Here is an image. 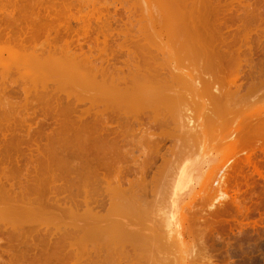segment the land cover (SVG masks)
Listing matches in <instances>:
<instances>
[{
	"label": "rangeland",
	"instance_id": "obj_1",
	"mask_svg": "<svg viewBox=\"0 0 264 264\" xmlns=\"http://www.w3.org/2000/svg\"><path fill=\"white\" fill-rule=\"evenodd\" d=\"M3 1V0H2ZM7 1V0H6ZM21 1V3H22V0H20ZM24 1V0H23ZM34 1V0H33ZM46 1V0H45ZM43 2V1H40L39 0V2L38 1H36V2H38V3H45V4H47L46 2ZM52 2H54L55 0H51ZM51 1H49V0H47V2H51ZM56 1H58V0H56ZM67 1V0H66ZM69 1H71V0H69ZM68 1V2H69ZM74 1V2H73ZM86 1H87V4H86ZM89 1H91V4H93V6L90 4V2ZM92 1H93V3H92ZM104 0H97L96 2H95V0H82V1H80L81 3H78L79 2V0H72L71 2H73L72 4H75V5H77V6H79V5H81V4H85V5H82V6H79V9H82L81 11L83 12L84 11V9H85V11H86V9H88L85 13L83 12L82 13V15L83 14H85L84 15V18H87V17H89V16H96V15H98V12L99 13H102V18H105V15L104 14H106V17H111L112 15H114V17H117V19H119L118 21L115 19V20H113V22H112V27H116L118 24V22L119 21H123V19L122 18H124V19H126L127 21H123V22H120V23H122V24H120L119 26H122V27H119V26H117V28L116 29H118V27H119V29L120 28H122L123 30L125 29L126 30V28L127 29H133L132 31L130 30V32L131 33H133L132 34V36H133V40L132 39H130V37L132 38V36H131V33H128V34H130V35H128L129 37L127 38L126 37V35L124 34V36H123V34L121 35V34H119L118 33V35H116V31H114V34H113V36L115 35V40L113 41L112 39H113V37H111L110 38V41H109V43L112 45L113 44V46L114 47H116V49H117V47L119 46V47H121V45H120V42H121V44H124V42L125 41H129L128 43H126L125 42V44L124 45H127V46H130L129 48L133 51V49L136 51L137 49H142V51L144 50L143 49V47L141 46V44H140V42L142 43V44H144L143 43V41H145V38H144V36L146 37V39L149 37V40L146 42V44H144L143 46H144V48H145V50L147 49V52H145V53H151L150 51V49L152 48L153 50H158V48L160 47V44H161V49H159L158 50V53H155V57L157 58V60H154V59H156L155 57L153 58V57H150V58H152V60H154V63H155V61H156V63H160L159 64V66L161 65V64H163V67H161L163 70H161V69H159V71H157V70H155V69H157V67H159V66H157V65H154V66H152L151 65V63L153 64V62L151 61V60H149V62L151 61V63H150V65L151 66H148L147 65V63H146V59H144L145 60V63H144V60L142 59L144 56L143 55H138L139 54V52H140V54H141V52L142 51H138V53H137V55L139 56H136V57H138L139 59H141L140 61H142L144 64H146L148 67L147 68H149V70H147L146 68V72H149V71H151L150 70V67L151 68H153V72L155 71V73H156V75H157V72H159L160 74H161V72L162 71H164L163 73V75L161 76H159V74H158V76H156L155 75V73H154V76H156V77H158V79H159V81H161L160 83H158V80H156L155 82H154V79H153V77L151 76V73L149 72V74H148V78L150 79V77H152L151 79H150V84H152V83H154V84H156V85H154V84H152V85H154V86H157L158 87V85H159V87H163V90L164 91H168L167 89L168 88H171V90L170 91H172V92H169V95H170V93H172V96L170 95V97L169 98H167V97H164V95H163V98L164 99H166L167 98V100L169 99V101L168 102H172V100H174L175 102L173 103V105H172V107H171V105H169L168 103H167V105H169L168 107H166V109H165V107H163V106H161L162 107V109L161 110H163V111H161L160 110V108H158V105H159V103L161 102V101H164L165 102V100L164 99H161L162 98V96H159L158 98H157V100H161L160 102H157V100H156V102L158 103L157 104V109H159L160 111V113H161V116H159V119H157L158 118V116H157V118H154V119H152V118H150V116H148L149 118H147V115H146V117H145V112L146 111H144V110H146V109H144V107H146V106H144L143 104V106L144 107H142L144 110H142V111H144L143 113L144 114H142V111H141V113H140V115H142L141 117H139V118H142V119H140V120H138L139 118H137V119H134V118H132V117H130V119H128L129 120V123H127V122H125L124 124H126L125 126H127V124H128V127L126 128V127H124L123 126V128L125 129V132L126 133H128V134H126V135H128V138L126 137V135L124 134V142H125V144H123L122 145V147H121V149H125V147L127 148V146H128V148L125 150L126 152H123L124 150H122V152H121V154H122V158H121V160L122 161H120V159H119V161H117V163L119 162V164H117V163H114L113 164V170H108L109 172L108 173H112V174H110L111 176L113 175V172H114V174L116 173V171L114 170V168L116 167V165H117V167L118 168H120V169H118V171L119 172H117V174L119 173L120 174V176L121 177H123V183H122V186H123V192H125V193H123V194H121V193H119V194H121L120 196H121V199L119 198L120 196H119V194H118V196H116L115 195V198L116 197H118L117 198V204L116 205H114L115 206V208H114V210L112 211L111 210V205L113 204V203H115L114 201H113V203H111L112 202V200L109 202V205L111 206V207H107V206H109L108 205V201H109V198H108V201H106L105 202V206L106 207H101V209H103V210H98L99 209V207H96V208H94L93 210L95 211V213H96V211H98L99 213V216H102L101 218H104V219H99L98 221L99 222H96L97 223V225H96V223H95V225L96 226H101V225H103V223H107L108 222V220H109V222H110V220L111 219H113V218H116V219H119L117 222H120V224L123 226V225H125V219H126V225L125 226H123V227H119V228H122V230L123 229H125V228H127V226H128V224L131 222V221H133V222H131L130 224H133L132 226L134 227V229H135V227L137 226V228L135 229V230H137V231H139L140 233L138 234L137 232H136V234H135V237H133V239H132V241H130L129 242V244H128V246H126L127 247V250H126V252L125 253H127L126 255H125V253L123 254V256L121 255L120 256V259H119V261H121V263L123 264V262L125 261V263H127V264H130L131 262L130 261H133L134 260V257L133 256H135L136 255V253L135 252H137V251H135V252H132V251H134V250H136V249H138L139 247H137L136 248V245L135 244H132V243H136L138 240H140V238H144L145 239V237H146V241H147V243H148V238L150 239V237L152 236V239H151V241H152V245L154 244L153 243V241L155 240V239H160L161 237H162V239H160V241H157L156 240V242H163L165 239L164 238H166L165 236L167 235H165V232L167 231L168 232V236H167V238H168V245H166V246H164L163 247V245L164 244H167V242H166V240L164 241V243H163V245H161V243H155V245H160L159 246V251L160 250H162V251H160V253H159V251L158 250H155L153 247L154 246H152V245H150V247H152L151 249H152V251L151 250H149V251H151L150 253H151V256H154V258L155 259H153L151 256V260L153 259V261L155 260V262L157 261V259H158V257H159V259L161 258V256H165L166 257V259L165 258H162V260L163 259H165V260H163V261H167L166 262V264H200V263H202V264H209L208 262L210 261V264H264V133H263V137L261 138H259V136L261 135H259V133H258V131H263L264 130V125H262L260 122L262 121L263 123H264V121L263 120H259V119H264V96H263V93H264V78H263V76H264V60L263 61H261L262 59H264V38H261V37H264V35H262V34H259V35H262L261 37L259 36V35H257L258 37H260V38H256L257 36H255L256 34L255 33H253L252 35H253V37H251L250 38V41L249 42H251V44H252V49H253V56H252V54H251V52H249L250 51V48L248 47V45L249 46H251V44L245 39V38H243L242 36H241V38H242V40L243 39H245L244 40V43H248V45L246 46V44H243V41L242 42H239L240 41V39L238 40V38H236L235 40H234V38L235 37H233V35H234V33H237V34H235L234 36H236L237 37V35L239 36V34H238V32H240V35H242L243 33V31L241 32V30L240 31H238L239 29H243V26H244V24L243 23H240L241 22V20H242V18H243V16H244V10H243V8H242V11H243V14H242V11H241V13H239L240 11L239 10H237L236 12H235V10L236 9H239V8H241L242 7V4H241V1L239 2L238 0L237 1H235L234 2V5L238 2V4H236V6L238 7L240 4V7L239 8H234V7H236V6H230L229 5V8L231 7V10H229V11H227V12H229V14L231 15V16H234V15H238L239 16V14H240V16H242V18L241 19H239V20H235V21H237V23L239 24H237V23H235V21H227V23H226V26H227V24H230V25H228L226 28L228 29H231V30H229V31H227L226 33L225 32H222V34H221V32H219V33H217V31L216 30H219L220 31V29H221V27H222V29L225 31V25H220V27H219V23L217 24L218 25V27L216 26V30L214 29V27H215V24L213 23V22H215V20L217 19L216 17L218 16V15H215V13L213 14V11H215L216 12V9L214 10L213 8H216V7H218V6H214V5H218V2L216 3V1H218V0H208L209 1V4L207 5V12H205V11H203L204 13V16H205V18L208 20L207 22H209L208 24H206V25H203L206 29L207 28H209V32H210V28H213V29H211V31L213 32H210V33H208V35L210 34L212 37H210V36H208V39H207V41H210V42H212V45H211V43H207L206 41H204V42H206L207 43V48H209V44H210V46H211V51L213 50V52L215 51V49H217L216 51H215V54L213 53V55H215V61L217 60V59H220V60H218L217 62H219L220 61V63L219 64H222L223 65V67L221 68L220 67V65L218 64V66H216V63L214 62V60H213V58H211V60H212V62H213V64H209V63H211V62H207V59L209 60V57L210 56H212V53H210L211 51H210V48H209V52H208V49L206 50L205 48V46H202L201 44H200V42H196L197 43V46H201V47H205V48H200L201 50H202V52L200 51V50H195L196 48L197 49H199L196 45H195V47L196 48H194V42L190 39V34L192 33H190V34H188L187 36H185V39H187L186 40V42L183 44V46H182V43L185 41V39H183V34L184 33H186V32H183V31H185L184 29L182 30V27L185 25V29H187L188 30V28L190 27V26H192V22L189 20V18L187 19V21H189L190 23H191V25L188 27V28H186V26L188 25L187 23H186V19L184 20L185 22H182L181 20H179V21H176V19L178 20V17L177 18H175L173 15H171V17L170 18H172L171 20H172V22H176V24L178 25V27H179V24H183V26H181V29L180 30H177V31H179V34L181 33V32H183V34L181 35H179V37H177L178 39H182V40H179L180 41V45H178L179 46V50L180 51H184V52H187V49H186V46H188L189 48H190V46H192V42H193V47H191L192 49L194 48V50L192 51V54H193V52L195 53L196 51V55L197 54H199V51L201 52V53H203V54H205L206 52H204V51H207V53H208V55H209V53L211 54L210 56H208L207 55V53H206V55H204V58L201 60V58H200V56H201V54H199V55H197V57L193 54V55H191L190 53V59H192V60H194L193 62H191L192 60H188V62H187V60L185 61L184 60V58H182V62L183 61H185V63L187 64H185L184 62V65H185V67L183 66H181L182 65V63L180 64L179 63V60H178V56L176 57L175 55H177V52H176V54L174 53V49H173V46L174 45H172V44H170L169 42H172L171 41V39L172 40H175V38H176V34L174 35V39H173V34H174V32H172V30H174L175 31V27H174V23L172 24V23H170L169 25H167L166 27L164 26L165 25V23L163 24V26L165 27V28H162V26H161V28H160V25H158L157 24V22L159 21V19L161 18H158L159 16H161V15H163L162 17H165V16H167V15H164L162 12L161 13H159L158 14V9L157 8H155L156 6H155V2L153 3V2H151V0H140V1H138V0H109V1H104ZM113 1V2H112ZM132 1V2H131ZM153 1V0H152ZM154 1H156V2H158V0H154ZM160 1V0H159ZM164 1H168V0H164ZM164 1L162 0V3L164 4ZM180 2H181V0H179ZM186 0H184V3L186 4V2H188L187 4H189V1L187 0L186 2H185ZM220 1H224V3H222L221 2V4H225V0H219V3H220ZM227 1V0H226ZM231 1V0H230ZM245 1V2H244ZM250 2L249 3H253V4H256L257 5V3H258V5L257 6H259V7H261V5L263 4V6L261 7V8H259V7H257V9L259 8V10L261 11V9H262V14L259 12V11H256V9H253V11H255V14H253L254 12L253 11H251L252 12V16H250V11H249V7H246L247 6V4L246 3H248V0H243L242 2H243V7L244 8H248V10L247 9H245V11L247 10V13H249L248 15L251 17V19L250 18H248L249 20L247 21L246 19L247 18H245V20H242V21H245L246 22V24L248 23H254V25H256V26H254L256 29H261V31L259 30L258 32H260V33H264V31L262 32V30L264 29V1L263 0H260V1H262L261 2V4L259 3V2H257L256 3V1H254V0H249ZM4 2V1H3ZM51 2V3H52ZM58 2H62V0L60 1H58ZM76 2V3H75ZM98 2H99V4H98ZM107 4H106V3ZM110 2V3H109ZM115 2V3H114ZM122 2H124L123 4H122ZM212 3V5H210L211 3ZM214 2V3H213ZM24 3H30V1L29 0H26V1H24ZM31 3H32V0H31ZM102 3V4H101ZM104 3V4H103ZM112 3H113V5H112ZM128 3V4H127ZM137 3V4H136ZM159 3H161V2H158V4H157V6L159 5ZM227 3H229V1H227ZM240 3V4H239ZM248 3V4H249ZM49 4V3H48ZM72 4H71V7H74V5L72 6ZM111 4V5H110ZM115 4V5H114ZM126 4H127V6H126ZM136 4V6H134ZM154 4V5H153ZM163 4H161V5H163ZM167 4V3H166ZM165 4V5H166ZM182 4H183V2H182ZM244 4H246V6L244 5ZM260 4V5H259ZM99 5H100V7H99ZM101 5H104V6H101ZM107 5H109V7H105V6H107ZM133 5V6H132ZM77 6H75L74 8H72L73 10H72V13H74V12H77V15L79 16V14H78V11L76 10V9H78L77 8ZM83 6H85V7H83ZM90 8H88V7ZM94 6H97V8L96 7H94ZM125 6V7H124ZM130 6V7H129ZM220 6V5H219ZM253 6V5H252ZM255 6V5H254ZM99 7V8H98ZM133 7H134V9H133ZM136 7V8H135ZM153 7V8H152ZM183 7V6H182ZM212 7V8H211ZM228 7V5L226 6V4H225V8H227ZM92 8V9H91ZM103 8V9H102ZM159 8V7H158ZM163 8H164V6H162V9L161 10H163ZM220 8V7H219ZM234 10H233V9ZM255 8H256V6H255ZM95 9V10H94ZM98 9V10H97ZM100 9H101V11H100ZM107 11H106V10ZM156 9V10H155ZM160 9V8H159ZM165 9V8H164ZM187 9V8H186ZM218 9V8H217ZM228 9V8H227ZM92 10V11H91ZM94 10V11H93ZM105 10V11H104ZM126 10V11H125ZM131 10H133V15H131L130 13H131V11L129 12V11ZM182 10H183V8H182ZM185 10V9H184ZM183 10V13L185 12V13H187V11L185 10L184 11ZM209 10H212V12L211 11H209ZM225 10V9H224ZM41 11H43V13H44V10L42 9ZM81 11H80V13H81ZM95 11L97 12L96 14H95ZM221 10L219 9V11H217V13H219ZM230 11H234V12H231L230 13ZM249 11V12H248ZM89 12H90V14H89ZM93 12V13H92ZM135 12V13H134ZM143 12H144V14H143ZM160 12V11H159ZM212 13V14H210V13ZM238 12V14H236ZM257 12H258V15H259V13H260V16H262L263 17V21H260L259 22V20H261L260 18V16H259V19L258 18H256L257 17ZM42 13V14H43ZM89 15H88V14ZM110 13V14H109ZM127 13V14H126ZM223 13H225V12H223ZM234 13V14H233ZM41 14V15H42ZM142 14V15H141ZM158 14V17L156 16V20H157V18H158V21L156 22H154V19L153 18H155L154 16L155 15H157ZM209 14H210V17L208 18V16H209ZM221 14H222V11L220 12V16H221ZM229 14H226V15H224V14H222V16H221V19H223V18H225V21H226V18L227 17H230V15ZM74 15H76V13L74 14ZM76 15V16H77ZM116 15V16H115ZM125 15H126V17H125ZM129 15V16H128ZM185 15V14H184ZM187 15V14H186ZM227 15H229V16H227ZM245 15H246V12H245ZM254 15V16H253ZM122 16V18H120ZM134 16V17H133ZM182 16V15H181ZM213 16H215V17H213ZM224 16H227V17H224ZM248 16V17H249ZM113 17V16H112ZM130 17V18H129ZM169 17V16H168ZM183 17V16H182ZM223 17V18H222ZM127 18H129V20L127 19ZM141 18H142V20H141ZM175 18V19H174ZM179 18H180V14H179ZM184 18H185V16H184ZM183 18V19H184ZM212 18V23H211V21H210V19ZM213 18H215V20L213 19ZM243 18V19H244ZM252 18H255L256 19V21L258 20V23L260 24H258V26L260 27V28H257L258 26H257V22L255 21V19H254V21H252L253 19ZM70 19H71V17H70ZM163 19H165L166 20V17L165 18H161L160 20L162 21H159V22H161V24L163 23ZM168 19V18H167ZM174 19V20H173ZM182 19V20H183ZM131 20H133L134 21V23L136 24H133V21H131ZM139 20H140V23H141V21L143 22L144 20V23H145V25L146 26H152V28L149 26V27H146V28H148V30H149V32L151 31H153L152 33H154V30L155 29H157V30H155V33H158V34H154V36H157V35H161L162 36V38H161V40H160V38L157 36L156 37V40L158 39L159 40V42H158V40L156 41V44H155V41L153 40V39H151L152 38V34L151 33H149V32H147V34L149 33V35H147L146 33V35H144V34H142V33H140V32H137L139 29H140V25H138L139 24ZM150 20V21H149ZM170 20V21H171ZM214 20V21H213ZM218 20V19H217ZM216 20V21H217ZM251 20V21H250ZM49 22H50V20H48ZM70 22H71V26H73V29L72 30H74V32L72 33V35L71 36H73V34H75L76 33V31H75V29H77L78 28V25H79V27H80V24H81V22H80V24L78 23L77 24V22H75V21H71V20H69ZM115 21H116V23H115ZM147 21H148V24H146L147 23ZM167 22H168V20H166ZM181 21V22H180ZM223 21H224V19H223ZM238 21H240V22H238ZM45 22V21H44ZM43 21H41V23H44ZM54 23L55 24V22H56V20H55V22L54 21H51V23ZM129 22H130V24H129ZM138 22V23H137ZM153 22V23H152ZM166 22V23H167ZM180 22V23H179ZM218 22V21H217ZM229 22V23H228ZM244 22V23H245ZM57 23V22H56ZM150 23V24H149ZM179 23V24H178ZM187 25H186V24ZM216 23V22H215ZM224 23V22H223ZM224 23V24H225ZM232 23V24H231ZM234 23H235V26H233L234 25ZM249 24L250 26L252 25V24ZM46 24H47V22H46ZM49 24V23H48ZM77 26H76V25ZM95 24V23H94ZM115 24H117V25H115ZM126 24V26L127 27H125L124 28V25ZM128 24V25H127ZM154 24V25H153ZM160 24V23H159ZM210 24V25H209ZM240 24L242 25V28H241V26H240ZM247 24V25H248ZM56 25L57 24H55V27H56ZM115 25V26H114ZM133 27H132V26ZM142 26H141V28L142 29H145L144 27H143V23L141 24ZM173 25V26H172ZM177 25H175V26H177ZM194 25V24H193ZM211 25H214V27H210ZM231 26H232V28H231ZM250 26H248V27H250ZM52 27H54L53 25H52ZM138 27H139V29H138ZM155 27V28H154ZM193 27V26H192ZM191 27V28H192ZM198 29H199V31L200 30H202V31H200V33L202 32V35H204L203 33L205 32V30H204V28L203 27H201V26H196ZM200 27V28H199ZM236 27H239V29L238 28H236ZM252 27H253V25H252ZM113 28V29H114ZM153 28H154V30H153ZM180 28V27H179ZM184 28V27H183ZM218 28V29H217ZM69 29H70V26H69ZM138 29V30H137ZM142 29H140L139 31H142ZM178 29V28H177ZM190 29V28H189ZM197 29V30H198ZM221 29V30H222ZM226 29V30H227ZM238 29V30H237ZM71 30V29H70ZM167 30V32H169L168 30H170L171 32H170V34H171V39H170V41H168V38H165V36H166V33L167 32H164V31H166ZM191 30H193V29H191ZM191 30H189V31H191ZM206 30V31H207ZM234 30V32H233V35H232V40L233 41H236L235 43H234V45H232V47L233 46H239V48H237V47H233L234 48V51L236 50V48H237V50L238 49H240V50H238L237 51V55H238V57L240 56V59L241 58H243L244 56L243 55H245V53H246V55H245V57L248 55V57H246V58H248V61L245 59V58H243V59H241L242 60V62H243V60L244 61H247V62H243V64L241 63V66L242 67H240L239 65H237L238 64V62H237V60L239 61V59H236V56H235V61H234V58H233V55H234V53H232L231 51V56H232V59H231V57H229V55L227 54V51H225L227 48H228V46H227V44L228 45H230V44H233L232 42L230 43V42H228V41H231L230 39V36H231V32L230 31H233ZM78 31V30H77ZM122 31V30H121ZM120 31V32H121ZM147 31V30H146ZM145 31V32H146ZM161 31V32H160ZM189 31L187 32V33H189ZM207 31V32H208ZM71 32V31H70ZM94 32V31H93ZM129 32V31H128ZM143 33H144V30L142 31ZM193 32H194V30H193ZM230 32V33H229ZM68 33H69V31H68ZM123 33V32H122ZM124 33H126L125 31H124ZM70 34V33H69ZM95 34H96V32L93 34L94 36H95ZM140 34V35H139ZM150 34H151V36H150ZM167 34H169V33H167ZM218 34H219V36H218ZM220 34H221V36L223 35V37H222V39H224L225 37V35H226V37H227V39H226V42L224 41V40H222V42H221V44H223V41L225 42V43H227V44H224V47L226 48H224L223 47V45H221V46H219V44L218 43H220V41H221V39H220ZM230 34V36H228V35ZM120 35V36H119ZM136 35V36H135ZM141 35H142V37H141ZM144 35V36H143ZM76 36V35H75ZM160 36V37H161ZM177 36H178V34H177ZM44 37V36H43ZM119 37V38H118ZM123 37H125V38H123ZM138 37V39H136ZM166 37H168V35L166 36ZM187 37V38H186ZM203 37V36H202ZM213 37H216V38H213ZM217 37H219L218 39H217ZM41 38H42V36L40 37V38H38V39H36V41H34V42H36V44L38 45V42H42L41 41ZM45 38V37H44ZM102 38V36H100V39ZM124 41H122L121 39ZM143 38H144V40H143ZM167 41V42H165V40ZM177 38H176V40H177ZM212 38V39H211ZM230 38V39H229ZM239 38H240V36H239ZM125 39V40H124ZM163 39V40H162ZM200 39V38H199ZM251 39L254 41H251ZM260 41L259 43L257 42L258 40ZM82 42H84L85 40H83V38H81L80 39ZM89 40V42H90V40L91 39H86V42ZM112 40V41H111ZM138 41V43H136L135 41ZM152 40V41H151ZM176 40L174 41V42H176ZM188 40H189V42H188ZM192 42H191V41ZM200 40H203V38L202 39H200ZM199 40V41H200ZM211 40H218L217 41V44H216V41H215V46L213 45V41H211ZM237 40H238V42H237ZM256 40V41H255ZM262 40V41H261ZM4 40H2V42H3ZM115 41H117V42H115ZM131 41H133V42H135L136 43V45H140L141 46V48L139 47V45L137 46V48H135V44L133 43V42H131ZM179 41H178V43H179ZM2 42H1V40H0V56H1V54H2V58H4V60H2V58L0 57V61H2V62H0V75L3 73V69L5 70V71H7V70H14L16 67V69L14 70L15 71V73H14V71L12 70V71H10V73L9 72H7L6 73V75H7V77H6V75L3 73V76L5 75V77H6V79H4L5 81H6V84H5V86H7V85H10L12 82H16L17 80V84H16V86H14L15 84H11V86L8 88V91H5L4 92V94H6V93H8L7 95H3L2 94V100L3 99H5L4 97H7V102H8V104H9V102L10 103H12L13 101H14V104H15V106L17 107V110H18V108H20L19 109V114L20 115H22L23 113H25L26 111H27V113H29V114H31V115H33L34 114V112L36 113V116H37V114H38V118L36 119L35 117V114L32 116L33 118H35V119H33L30 115L28 116V117H25V116H27L26 115V113H25V119H24V117H22V119H24V120H26L27 118V120L26 121H23V120H21V117H20V115L19 114H17V115H19V118H20V120H19V118L17 117V116H15L16 114H15V106H14V104H12L13 105V107L12 108H14L13 110L10 108L11 106V104L10 105H8L7 104V102H4L5 103V105L8 107V109H9V111H8V109H6V112L8 111V113H12L11 112V110L14 112V114L12 113L11 115H13V116H15L14 117V120H16V119H18V120H16V121H13L12 123H11V126H12V124L15 126V127H17L18 125V123L17 122H20V121H22V123L24 122V125H23V129L26 131V129L25 128H29V127H31V129H33V130H35V133H36V131H40L39 130V127H40V129H41V131L42 130H44V132L42 133V132H40V133H42V134H39L38 132H37V134H33L32 135V131H31V129H29L30 131H31V134H30V136H29V138H31V136L32 137H34L35 135H37L38 136V134L39 135H43V137L44 136H47V134L45 133V132H48L49 133V131H50V133H51V130H52V135H53V132L54 131H56L57 129H56V127H55V119L57 120V119H59V117L58 118H56L58 115L60 116V113H66V111L68 112V110H69V113L67 114L69 117H70V119H69V117L68 116H65L66 118L68 117V119L69 120H71L72 118H75L74 116L75 115H73V110H74V107H72L73 105H74V95L75 94H72L71 93V97H69L70 99H71V101H70V99H69V101H68V99L66 100V97L65 96H67V98H68V95H66V93L64 94L63 93V91H60V90H58L59 92H61L60 94H58L59 92L56 90V91H54V93L56 94H54L53 93V91L51 90V89H53V86H52V82L51 81H49L50 83L48 84V92L46 91L47 90V88L45 89V87H43L42 88V85L40 86V85H38L37 83H39V84H41L39 81L40 80H38V82L36 83L38 86H40V87H38L37 85V87L39 88H34L33 86L34 85H32V83H31V81H29L27 78L30 76L29 75V73H28V69L29 68H27V70H26V68H24L25 67V65H24V67L23 68H19V64L21 63V65H22V62H23V64L25 63V64H30V63H28L27 61L29 60V58H28V56H30L29 55V50L31 49V47L32 46H35V45H33L34 44V42H32V43H30V44H27V45H25V46H28V48H27V52H29V53H26V51L24 52V53H21L22 51H24V50H26V49H24L23 48V46H19L20 47V49L21 50H19L20 51V53L19 54H22L23 56H25L24 54H28V56H25L24 58H28V60H26V61H23V60H25V59H21L20 61H18V56L19 55H17V53L14 51V53L11 55L10 53V50L8 51L7 49L8 48H10V47H8L7 49H6V47L8 46V45H11V43L10 44H5L4 42H3V44H2ZM44 42V43H43ZM43 42H42V44L43 45H39L40 47H38V48H40L41 50H43V51H45V50H47L48 49V46L47 45H49V44H47L46 45V43H45V41L43 40ZM89 42H87V43H89ZM113 42H115V45H114V43ZM119 42V45L117 44ZM157 42H158V45H157ZM191 42V43H190ZM55 43V42H54ZM56 43H58V44H60V45H58V44H56V45H54V46H56L57 48H59V50L58 49H54V48H56V47H54V46H51V47H54V48H51V50L52 49H54L55 50V52H53L54 54L56 53V54H58L56 57L58 58V62L59 61H61V62H63V57L64 56H62L61 54V52H60V47L59 46H61V41H58V42H56ZM130 43H132V45L134 46V47H132V45L130 44ZM147 43H150V46H149V44H147ZM164 43V44H163ZM177 43V42H176ZM186 43H190L189 45H186L185 46V44ZM195 43V44H196ZM237 43H239V44H237ZM240 43L242 44V46H244L246 49H247V51H246V49L244 48V50H243V47L242 46H240ZM41 44V43H40ZM45 44V45H44ZM53 43H51L50 45H52ZM174 44V43H173ZM200 44V45H199ZM202 44H203V41H202ZM205 44V43H204ZM236 44V45H235ZM254 44V45H253ZM262 44V45H261ZM5 45H7V46H5ZM14 44H12V46H13ZM32 45V46H31ZM50 45H49V47H50ZM147 45V46H146ZM157 45V49H156V46ZM172 45V46H171ZM11 46V47H12ZM42 46H43V48H42ZM149 46V47H148ZM152 46V47H151ZM185 46V47H184ZM263 46V47H262ZM19 48L17 45L15 46L14 45V47L13 48ZM22 47V48H21ZM30 47V48H29ZM86 49H87V46H86V44H85V46H84ZM113 47V50L115 49ZM148 47V48H147ZM151 47V48H150ZM166 49H165V48ZM175 47H176V45H175ZM187 47V48H188ZM217 47H221V48H217ZM231 46H229V48H230ZM231 47V48H232ZM259 48V47H261V48H259V50H257V48ZM26 48V47H25ZM133 48V49H132ZM150 48V49H149ZM222 48H224V50L222 51L221 49ZM228 48V49H229ZM249 48V49H248ZM256 48V49H255ZM11 49V48H10ZM24 49V50H23ZM35 49H37L36 48V46H35ZM39 49V50H40ZM45 49V50H44ZM114 50V52L115 53H117L118 54V52H117V50ZM120 48H118V51L119 52H121V53H119V55H117V56H119L118 57V62H116L117 64H120L121 63V61H123V60H125V58H127V57H125L124 55H125V53L127 52L128 54H129V52L128 51H126L127 49L126 48H122V51L121 50H119ZM125 49V50H124ZM162 49H165V51L164 50H162ZM177 49V50H178ZM15 50H17L18 51V49H15ZM32 50H34V47L32 48ZM38 50V49H37ZM168 50V51H167ZM204 50V51H203ZM218 50L220 51V52H218ZM230 50V49H229ZM229 50H228V53H229ZM257 50V51H256ZM261 50H263V51H261ZM7 51L8 52H10V53H8L7 54ZM31 51V50H30ZM98 51V50H97ZM96 51V53H98ZM112 50H110V53H113L114 54V52H111ZM132 51L130 52V54L132 53ZM135 51H133V53H132V55H131V57H130V54H129V57H128V59H130L131 58V60L130 61H132V57L134 56L135 57V55H136V53H135V55H134V52ZM149 51V52H148ZM163 51V52H162ZM189 51V50H188ZM224 51H225V54H227V56L226 55H222V54H224ZM242 51V52H241ZM2 52V53H1ZM33 52V51H32ZM31 52V53H32ZM36 52H38V51H36ZM45 52H48V53H52V51H50V49H48V51H45ZM95 52V51H94ZM122 52H124V53H122ZM154 52L155 51H153V53H151V54H146L147 56H154ZM157 52V51H156ZM190 52V51H189ZM239 52V53H238ZM244 52V53H243ZM257 52H258V55H257ZM33 53H35V52H33ZM32 53V56L31 57H35V54H33ZM41 53V55H42V57H43V55H45L46 53H44V54H42V52L41 51H39L38 52V54H40ZM47 53V54H48ZM59 53H61V54H59ZM109 53V54H110ZM144 53V54H145ZM166 53H168L167 55H165ZM180 53V52H179ZM178 53V54H179ZM216 53H217V55H218V57L216 56ZM219 53H222V54H220V56H219ZM236 53V52H235ZM15 54H16V56H15ZM46 54V55H47ZM54 54H51L50 55V58L52 59V58H54L55 57V55ZM93 54H95V53H93ZM99 54V53H98ZM122 54V55H121ZM124 54V55H123ZM170 54H171V56H170ZM181 54V53H180ZM179 54V55H180ZM183 54V53H182ZM233 54V55H232ZM240 54V55H239ZM9 56L10 55V59H11V57H12V59L11 60H14L15 59V62H18V63H15L16 65H14V64H12V62H11V64H10V60L9 61H5V59L7 60L8 58H7V56ZM21 55V56H22ZM40 55V56H41ZM49 55V54H48ZM48 55H47V59H48ZM54 55V57H51V56H53ZM96 55V54H95ZM159 55H161L162 56V61L163 62H158L160 59L159 58H161V56H159ZM172 55H173V57H172ZM236 55V54H235ZM242 55V56H241ZM256 55V56H255ZM4 56H6V57H4ZM38 56V55H37ZM126 56H127V54H126ZM141 56H143L142 58H141ZM144 57V58H147V59H149L148 57ZM165 56V57H164ZM166 56L168 57L169 56V58L171 57V58H175L174 60H176V58H177V60L175 61V63L176 62H178L177 64L180 66H174V65H176L175 63H174V60H171V59H169V63H167V58H166ZM181 56H183V55H181ZM225 56V57H224ZM260 56V57H259ZM20 57V56H19ZM42 57H41V59H42ZM98 57H100V55L98 56ZM103 57V56H102ZM121 57V58H120ZM134 57H133V59H134ZM165 59H164V58ZM186 57L187 56H185V59H186ZM201 57H203V55L201 56ZM206 57V58H205ZM216 57H217V59H216ZM258 57V58H257ZM22 58V57H21ZM36 58V60H37V58L38 57H35ZM46 58L44 59V60H46ZM63 58V59H62ZM95 58V57H94ZM93 57H92V60L94 59ZM124 58V59H123ZM224 58V59H223ZM226 58H228V59H226ZM262 58V59H261ZM32 59V58H31ZM40 59V58H39ZM38 59V60H39ZM56 59V58H55ZM96 60H94L95 62L97 61V58H95ZM101 59V58H100ZM99 58H98V61L100 60ZM128 59H126L127 60V62L129 63V65H132V63L133 62H137V63H140L139 61H136V60H134L133 62H129V60ZM136 59V58H135ZM138 59V60H139ZM221 59H223V62H221ZM230 59V60H229ZM257 59V60H256ZM260 59V60H259ZM53 60V59H52ZM121 60V61H120ZM226 60V62H224ZM234 61V63H236L237 62V64L235 65L234 63H233V61ZM250 60V61H249ZM34 62H35V59L33 60ZM98 61H97V64H99L100 65V62L98 63ZM148 61V60H147ZM161 61V60H160ZM195 61H199L200 62V66H198L199 64V62L197 63V62H195ZM228 61H232V63H233V65H232V63H231V66H239V67H237V68H239L240 70H239V72L238 71H236L237 69H236V67L234 68L235 69V74H232V73H234V69H233V67H231V66H229L230 68H228V65H230L229 63L230 62H228ZM254 61V62H253ZM261 63H260V62ZM20 62V63H19ZM29 62H31L30 60H29ZM48 62V61H47ZM46 62V63H47ZM171 62V63H170ZM173 62V63H172ZM250 62V63H249ZM257 62V63H256ZM2 63H5L4 65H2ZM32 63V62H31ZM37 63V62H36ZM41 63H45V61H41ZM94 63V62H93ZM134 63V64H135ZM155 63V64H156ZM189 63H193V64H190V65H193L192 67L189 65ZM194 63H196V65L194 64ZM215 63V64H214ZM228 63V64H227ZM244 63L246 64V66L244 65ZM253 63V64H252ZM256 63V64H255ZM7 64L9 65L10 64V66H7ZM38 64V63H37ZM40 64V63H39ZM124 64V63H123ZM142 64V63H141ZM141 64H139V65H141ZM144 64H143V66H144ZM169 64H170V66H171V68H172V65H173V68H174V70L175 69H177L175 72L178 74V75H180V73L181 72H183V73H181V75L182 76H184V77H186V79H191V78H193V79H197V80H200V81H202V78H204V80H203V82H200L201 83V86H202V88L204 89V88H211V86H212V84L213 85H215V86H217L218 85V82H220V84H222L220 87H221V89H222V95H220V98H219V100H218V102H217V105H215V106H218V107H216V108H213L214 107V105L213 104H216V101L217 100H215V103H214V100H213V106H212V108H211V105H209V107L211 108V109H208L209 107H207L208 106V104L206 105V103L205 102H207V101H204V102H202V99H205V98H200V96H199V98L198 99H200L201 100V105L199 106V102H200V100H198L197 99V97H198V95H197V92H193L194 93V95L196 96L195 97V99L193 100V98L191 97V94L193 95V93H192V91H190L191 92V94H189V89L187 88V87H182V88H184V90H187L188 91V94L186 93V91H184L185 93H183L182 92V90H181V87L179 88V89H177L176 87L178 86L177 85V75L175 76V72L174 71H172L171 72V70L169 69L170 68V66H169ZM225 64H227L226 66H225ZM250 64V65H249ZM260 64V65H259ZM18 65V66H17ZM31 66H29V67H32V64H30ZM120 65H122V64H120ZM120 65H117V66H120ZM146 65L144 66V67H146ZM208 65H211V66H216V67H213L214 68V70H212L211 69V67L210 68H208L209 66ZM262 65V66H261ZM11 66L12 67H14V68H11ZM23 66V65H22ZM35 66H38V65H35V63H34V67ZM123 66V65H122ZM155 66H157V67H155ZM162 66V65H161ZM196 66V67H195ZM205 66V67H204ZM252 66H253V68H252ZM3 69H2V68ZM38 67H40V66H38ZM42 67V66H41ZM40 67V69H42ZM44 67V66H43ZM126 66L124 65V71L122 72V71H120L121 73H119V77L121 76V74L122 73H127L126 74V76L128 75V76H130V75H133V73H131L130 74V72H131V70L134 68V65L131 67V66H129L130 68H131V70L129 69V71L128 70H126V69H128L129 67H127V68H125ZM141 67V66H140ZM181 67H182V69H181ZM194 67V68H193ZM202 67H204V68H202V72H200V74H199V71H201V68ZM206 67H207V69H211V74L209 73V72H206ZM225 67H226V69H225ZM11 68V69H10ZM18 68L20 69V71L18 70ZM143 68V67H142ZM190 70H189V69ZM196 68V69H195ZM200 70H199V69ZM216 68L218 69L217 71H215L216 70ZM221 68V69H220ZM231 68H232V71H231ZM243 70H242V69ZM251 68V69H250ZM256 68V69H255ZM262 68H263V70H262ZM21 69H25V70H21ZM179 69H181V70H179ZM203 69H204V71H203ZM219 69L221 70V71H219ZM223 69V70H222ZM250 69V71H248ZM192 70V71H191ZM226 70V71H225ZM228 70L230 71V72H228ZM245 70V71H244ZM254 72H253V71ZM257 70V71H256ZM17 71V72H16ZM126 71H128V72H126ZM181 71V72H180ZM198 73H197V72ZM210 71V70H209ZM214 71H215V73L217 72H219L218 74L216 73H214ZM243 71V72H242ZM250 72L252 75H253V73H254V77L256 78V82H257V80L258 81H261V80H263L262 82L263 83H259V82H255V88H253L254 87V82H251L253 79H254V81H255V78L249 73L248 74V72ZM260 71H262V72H260ZM20 72V73H19ZM23 72V74L25 75H29L27 78H25V76H23L21 73ZM27 72V73H26ZM152 72V71H151ZM152 72V73H153ZM174 72V73H173ZM221 72H222V74H221ZM240 73V74H238V73ZM255 72H256V76H255ZM257 72H258V75H257ZM13 75H15V76H13ZM129 73V74H128ZM231 73V74H230ZM17 74H20L21 76H22V78H20V79H23V80H28V81H25V82H27V84L29 85V86H31L32 87V89L30 90V93H28L27 94V96H25L24 94H23V91H24V86H23V84L25 83L24 81H22V80H20V79H16V78H19V75H17ZM116 74V73H115ZM170 74L173 76V78H174V80H176V84H174L175 83V81L174 82H170L171 81V77H170ZM196 74H197V76H196ZM221 74V75H220ZM259 74H260V76H259ZM8 75H11V76H8ZM206 77H205V76ZM211 75V77L209 78V76ZM244 75V76H243ZM252 77H251V76ZM2 76V77H3ZM20 76V77H21ZM116 76V75H115ZM123 76V75H122ZM196 76V77H195ZM201 76V77H200ZM207 76H208V78H207ZM221 76V77H220ZM226 76V79H228V84H227V81L225 80V77ZM257 76H259V77H257ZM2 77H0V78H2ZM13 77V78H12ZM24 77V78H23ZM236 77V78H235ZM246 77V78H245ZM250 77L252 78V80L250 79ZM16 80H15V79ZM217 78V79H216ZM219 78H220V80L222 81H218L217 82V80H219ZM222 78V79H221ZM263 78V79H262ZM8 79L9 80H11V81H8ZM14 79V80H13ZM29 79H30V77H29ZM66 79H68V78H66ZM65 79V80H66ZM71 79V78H70ZM144 79V78H143ZM148 79V80H149ZM170 79V81H168V82H166L167 80H169ZM216 79V80H215ZM249 79H250V81H249ZM259 79H261V80H259ZM69 80V79H68ZM73 80V79H72ZM141 80V79H140ZM139 80V81H140ZM147 80V79H146ZM146 80H144V81H146ZM152 80H153V82H152ZM206 80V81H205ZM207 80H208V82H207ZM209 80H211L210 82H211V84H210V82H209ZM223 80L225 81L224 83H223ZM234 80V85H233V81ZM1 81H2V79H1ZM4 81V82H5ZM74 81V80H73ZM73 81H71L69 84H67L66 82H61L62 83V85H63V83H65L66 85H68L69 86V88H71V90H73L74 91V93H77L79 90L78 89H74V82ZM142 82H140V84L142 83V86H144L145 84L147 85V83L146 82H148V81H146V82H144L143 80H141ZM178 81H180V79L178 78ZM204 81H205V83H204ZM242 81V84H240V82ZM3 82V81H2ZM2 82H0L1 84H0V88H1V85H2V88L4 89V88H7V87H5L4 85H3V83ZM8 82H11L10 84L8 83ZM21 82V83H20ZM29 82V83H28ZM144 82V83H143ZM152 82V83H151ZM169 82H170V84H169ZM206 82H207V84H206ZM215 82V83H214ZM231 84H230V83ZM236 82H238V83H236ZM249 82H251V84H253V85H250V83ZM23 83V84H22ZM149 83V82H148ZM165 83H167V85L165 84ZM180 82H178V84H179ZM235 83H236V87H238L239 86V89H236V87H234L235 86ZM249 83V84H248ZM20 84V85H19ZM71 84L73 85V86H71ZM158 84V85H157ZM160 84H162V86L160 85ZM176 86H174V85ZM181 84H183L182 82L180 83V85ZM219 84V85H220ZM260 84H261V86H263V87H261L260 86ZM263 84V85H262ZM27 85V86H28ZM54 85V84H53ZM56 85V84H55ZM65 85V86H66ZM210 85V87H208ZM218 85V86H219ZM228 86V85H230V86H232L231 87V89H233V87H234V89H233V91H232V93H231V89H230V87H229V89H225V88H228V87H226V86ZM247 85V86H246ZM252 87H250V86ZM19 86V87H18ZM23 86V87H22ZM52 86V87H51ZM67 86V87H68ZM171 86V87H170ZM175 87V89H177V90H175V89H173L174 87ZM182 86H184V84L182 85ZM204 86V87H203ZM240 86H241V88H240ZM55 87V86H54ZM64 87V86H63ZM146 86H144V88H145ZM219 87V88H220ZM248 87V88H247ZM21 88H23V90H21ZM42 88V89H41ZM51 88V89H50ZM66 88V87H65ZM99 88V87H98ZM224 88V89H223ZM245 88H247V89H245ZM262 88H263V90H262ZM44 89V90H43ZM97 89V88H96ZM220 89V90H221ZM253 91H252V90ZM261 89V90H260ZM10 90V91H9ZM18 90V91H17ZM21 90V91H20ZM38 91L37 93H39L40 91H41V93H42V90L44 91V93H39V97H38V94L37 95H35L36 94V91ZM63 90V89H62ZM92 90L94 91V92H96L97 93V91L94 89V88H92ZM98 90V89H97ZM101 90V88H99V91ZM212 90V89H211ZM226 90V91H225ZM230 90V95H228V99H226V94H224V92L225 93H229V92H227V91H229ZM234 90H237V91H235L236 93L234 94ZM257 90V91H256ZM260 90V91H259ZM162 91V90H161ZM175 91V92H174ZM180 91V93L182 94H177L178 92ZM240 91V92H239ZM242 91V92H241ZM250 91H251V97H250V99H252V100H250L249 99V97H248V93H250ZM258 92V93H256V92ZM262 91V92H261ZM1 92H3V91H0V93ZM45 92H47L46 94L48 95V97H46L45 96ZM58 92V93H57ZM65 92V91H64ZM248 92V93H247ZM32 93V94H31ZM52 93L55 95H53L52 96ZM238 93V94H237ZM241 93H243V94H241ZM244 93H245V95H247V98H246V96L244 95ZM252 93H253V95H252ZM255 93V94H254ZM11 94H15L14 96H12ZM18 94V95H17ZM22 94V95H21ZM164 94V93H163ZM231 94H233V96H234V98L237 100V101H235V99L233 98V100H231V98L233 97V96H231ZM35 95V96H34ZM42 95V96H41ZM58 95H60V96H58ZM161 95H162V93H161ZM223 95H225V96H223ZM239 95H243V96H245V97H241V96H238ZM256 95V96H255ZM260 95H262L261 97H260ZM0 96H1V94H0ZM22 96V97H21ZM30 96V97H29ZM46 98H45V97ZM52 96V101H51V99H49L50 97ZM59 97L60 99H61V97L63 98L61 101H59V99L57 98V97ZM70 96V95H69ZM165 96H167L166 94H165ZM178 96V97H177ZM184 97L185 96V99L183 100V101H181V104L183 103L184 105H182V106H187L186 104H189L188 106H189V109L188 108H185V110L184 109H182V111L181 112H183V110L184 111H187V109H188V111H187V114L189 113V115L190 116H192V118L194 119V117H193V115L195 116V119L201 124V127H200V134H201V136H202V138H203V141H204V147L202 148V150L201 151H196V155H195V151H193L192 153H190V154H186V156H188L187 158H188V160L186 161V164L188 165V167H187V173H188V175H189V177H187V178H189V182H188V184H186L187 183V180H186V182H185V180L184 181H182L183 182V185L184 186H186V187H183L180 191L181 192H179L178 193V195L176 196V199H177V201H175V206H174V214H175V216H174V222H173V225H172V227H171V229H169V227H168V229L165 227V224L163 225V224H160L161 222H163V221H159L158 222V219H159V217H157V216H155L154 215V213L153 212H155V210H156V213H157V210L158 209H156V208H162L160 205L162 204V206H164V204L163 203H165V200H163L161 197H160V195H162V190H164L163 188H164V185H165V182L164 181H166V179L168 178H166L165 179V171H167V169H168V165H170L174 160H172V159H174V156L175 157H177V155H178V153H176L177 152V150H178V148H176V146L177 147H179V143H181L182 141H184V140H181V141H178V135H175L174 133H173V129H174V131L176 132V134L178 133V131H176V128H174V126L173 125H177V123H173V121H172V116L173 115H169L168 114V110H171L170 112H173V113H175V114H177V120H178V122H180V124L179 125H182L181 123L182 122H185V120H183V117H181V112H179L180 111V109L179 108H181L182 106H181V104L179 105L178 103H179V99L181 98V97ZM189 98H188V97ZM221 96H223V97H221ZM230 96H231V98H230ZM8 97L10 98H16V100L15 99H11V101L8 99ZM24 97V98H23ZM26 97L28 98L27 100H26ZM43 98V100H42V98ZM183 97H182V99H183ZM255 97V98H254ZM0 98V99H1ZM29 98H31V99H29ZM32 98L34 99V101H36L35 103L33 102V100H32ZM190 99V100H188V99ZM192 98V99H191ZM225 100H224V99ZM240 98H242V99H240ZM246 98V99H245ZM21 99V100H20ZM45 99V100H44ZM48 99V100H47ZM57 99V100H56ZM170 99H171V101H170ZM176 99V100H175ZM177 99H178V103L176 102L177 101ZM220 99H223L224 101H226V100H228V101H226L225 103L226 104H229L228 106H226L223 102V100H220ZM230 99V100H229ZM243 99H245V101L243 100ZM6 100V99H5ZM29 100V101H28ZM31 100V101H30ZM54 100H56V102L58 103H62V105H59V103L57 104H55V101ZM66 100V101H65ZM73 100V101H72ZM191 101L192 102V100H193V102H195L196 101V103H197V105H196V107H195V105H194V103L192 104L191 102L190 103H188L187 101ZM240 100H242V101H240ZM17 101V102H16ZM19 101V102H18ZM24 101H26V103L24 102ZM28 101V102H27ZM44 101H49L48 102V104H49V108H48V106L47 105H44V104H47V103H44ZM67 101L69 102V103H67ZM212 101V100H211ZM211 101H209L210 103H211ZM221 101H222V103H221ZM232 101H233V103H232ZM250 101V102H249ZM0 102H1V100H0ZM22 102H24L28 107H26V109H25V111L23 112V110H24V107L22 108V107H19V105H24V103H22ZM30 102H32V103H30ZM52 102V103H51ZM155 102V103H156ZM185 102V103H184ZM231 102V103H230ZM238 102H240L241 103V105H240V103L238 104ZM245 104H244V103ZM248 102V103H247ZM21 103V104H20ZM36 103H37V105H36ZM53 103L58 107H62L63 109V111L61 110V108H57V107H55V110H54V105H53ZM145 103V102H144ZM148 103V104H147ZM146 104L147 105H149V106H147V108H149V110L147 109V112L149 113L150 112V110H151V112H150V114L149 115H151V113H154L155 115L156 114H160V113H158V111L157 112H152V109H156V107H154L153 106V104H152V106H151V103L149 104V102H147ZM195 103V104H196ZM203 103H205V104H203ZM208 103V102H207ZM209 103V104H210ZM238 104V107H237V104ZM1 104V103H0ZM41 104V106L39 107V105ZM52 104V105H51ZM68 104H70V107L68 108ZM145 104V105H146ZM161 104V103H160ZM163 104V103H162ZM161 104V105H162ZM171 104V103H170ZM174 104H178L179 105V107H178V105H177V107H175V105ZM191 104V105H190ZM221 104V105H220ZM223 104V105H222ZM234 104V105H233ZM236 104V105H235ZM2 105H3V102H2ZM1 105V106H2ZM30 105V106H29ZM72 105V106H71ZM164 105H165V103H164ZM220 105V106H219ZM232 105H233V107H232ZM4 106V105H3ZM38 106V107H37ZM53 106V107H52ZM67 106V107H66ZM160 106V105H159ZM191 106V107H190ZM32 107H34V108H32ZM36 107V108H35ZM44 107V108H43ZM151 107H154V108H152V109H150ZM169 107H171V109H169ZM193 107H195V110H194V108ZM207 107V108H206ZM219 107H220V109H219ZM227 109H226V108ZM231 107V108H230ZM243 107V108H242ZM6 107L4 106V109H5ZM23 110H22V109ZM30 108H31V110H33V111H30ZM38 108V109H37ZM42 108V109H41ZM50 109V110H52L53 111V114H52V116L50 115V117L51 118H49V117H47V116H45V115H47L48 114V116H49V113H47V112H49V111H47L46 112V114H44V112L41 114V115H39L40 114V112H42V110L44 111V109L45 110H48V109ZM57 108V109H56ZM67 108H68V110H67ZM73 108V109H72ZM141 108V109H142ZM197 108V109H196ZM228 108H230V110H236V111H234V113L233 112H231V111H229L228 110ZM3 109V110H4ZM34 109H35V111H34ZM38 111H37V110ZM59 109L61 110L60 112H59ZM64 109H66V110H64ZM101 109H102V106H101ZM140 109V108H139ZM140 109V110H141ZM156 109V110H157ZM176 111H175V110ZM191 109V110H190ZM214 109H216V110H218V111H216V110H214ZM226 110V112H224L225 110ZM3 110H2V107H1V109H0V117H2L1 115H3V114H6L5 112H3ZM16 110V111H17ZM155 110V111H156ZM174 110V111H173ZM206 110H209V111H207V113H208V115H207V113L205 112ZM5 111V110H4ZM58 111V113L56 114V116L54 117V115H55V112H57ZM72 111V112H71ZM164 111H167V112H164ZM192 111V112H191ZM195 111V112H194ZM220 111H222V115H221V113H218V112H220ZM1 112H3V113H1ZM21 112V113H20ZM146 112V113H147ZM178 112V113H177ZM204 112L206 113L205 114V116H204V118H202V115H204ZM227 112H229V114L227 113ZM231 112V113H230ZM33 113V114H32ZM72 113V114H71ZM147 113V114H148ZM186 113V112H185ZM211 113H213V114H211ZM219 114L220 115V118L219 117H217L216 116V114ZM50 114H51V111H50ZM66 114H64V115H66ZM163 114V115H162ZM178 114H180V115H178ZM217 114V115H218ZM225 114V115H224ZM45 117H47V118H45ZM73 115V116H72ZM139 115V116H140ZM166 115H168L167 117H166ZM10 116V115H9ZM35 116V117H34ZM43 116V117H42ZM165 116V118L163 119V117ZM200 116V117H199ZM216 116V117H215ZM262 116V117H261ZM30 117V118H29ZM53 117L55 118L54 119V123L52 122L53 120ZM62 117V115L60 116V119L58 120V121H60L61 122V119L63 120V121H65L64 120V118H61ZM151 117H152V115H151ZM156 117V116H155ZM171 119H170V118ZM234 118V119H232V118ZM260 117V118H259ZM10 118V120L12 121L13 119H11V118H13V117H9ZM132 118V119H131ZM167 118V119H166ZM181 118H182V122H181ZM200 118V119H199ZM211 118V119H210ZM227 118V119H226ZM31 119V120H30ZM146 119H147V122H146ZM152 119V120H151ZM155 119H156V121H155ZM253 119V120H252ZM256 119V120H255ZM28 120H30V121H28ZM35 120L37 121V123L40 125L41 123V125L38 127V130H37V126H38V124L36 123L35 125H34V123H35ZM73 120V119H72ZM130 120H131V122H130ZM133 120H138V121H141L142 120V123L141 122H139L138 124L136 123V121L134 122ZM158 120H163V122L164 123H162V121L159 123V121ZM167 120V121H166ZM172 121L171 123L169 122V121ZM229 120V121H228ZM231 120V121H230ZM234 120V121H233ZM10 121V122H11ZM33 121V122H32ZM42 121V122H41ZM47 121V122H46ZM62 121V122H63ZM74 121V120H73ZM73 121L71 122V123H73ZM137 121V122H138ZM151 121V122H150ZM152 121H154V122H152ZM158 121V122H157ZM169 122V123H166V122ZM213 121H216V122H213ZM258 123H256V122ZM28 122L29 123H32L31 125H33V128H32V126L30 125L29 127H27V125H28ZM61 122V123H62ZM134 124H133V123ZM148 122H150V124L148 123ZM207 122H208V126L206 125L207 124ZM210 122V123H209ZM254 122H255V124H256V127L254 128V127H250V124L252 125V123H253V126H255L254 125ZM9 123V122H8ZM15 123V124H14ZM17 123V124H16ZM61 123H59L58 124V122H57V124H56V126H58L59 128L61 127V126H59V125H62ZM141 123V124H140ZM147 123V124H146ZM153 125H152V124ZM173 123V124H172ZM248 123H249V125H248ZM263 126H261L260 124ZM27 124V125H26ZM69 124V123H68ZM67 124V125H68ZM74 124V123H73ZM113 124H114V126H116L117 125V123H112V124H110V125H112L113 126ZM141 126H140V125ZM143 124V125H142ZM170 124V125H169ZM184 124V123H183ZM211 124H213V125H211ZM10 125V124H9ZM51 125L53 126L54 125V129H56V130H54L53 128H49V127H51ZM144 125H145V127H146V125H147V129H146V132H142V129L143 130H145V127H144ZM149 125V126H148ZM152 125V126H151ZM156 127H155V126ZM164 125H165V127H164ZM212 126V129L215 131V132H213L212 131V129H211V126ZM247 125V126H246ZM259 125V126H258ZM19 126H20V124H19ZM34 126H35V128H34ZM70 126H73L72 124H70ZM70 126L67 128V129H69L72 133H70V131L69 130H67V129H64V131L63 130H61V129H59V131L61 130V131H63V132H58L57 133V131L55 132V134L54 135H56L55 137H50L49 138V136L47 137L48 139H49V141H48V139L46 138V137H44V139L43 140H37V138L36 137H34L36 140H34L33 138V141H39V143H40V141H42V142H44V143H41L42 145L43 144H45V141H48V144L49 143H51L50 145H52V144H54V143H56V145H57V147L59 148H61L60 149V151H59V155L60 156H62V157H60L63 161H64V158L66 159L65 160V162L67 161V165H66V168L67 167H69L68 168V170L69 171H67V169H65V168H63L64 166H63V164H65L64 162L63 163H57V165H55V167H54V169H53V173L52 172H50L51 174V176H54V180L55 181H51V182H53L52 184H53V189L56 191H54L52 188H51V186H52V184L49 182V183H46V184H42V185H40V186H38L37 187V190H34V192H40V193H43V194H45V198H41L40 200H42L41 202H44V206H42L41 208H39L40 210H39V212L37 213V215L35 214L36 213V211L34 212V216L35 217H33L32 218V222L29 220L28 222H25L24 224H23V226L24 227H22V225H21V227L18 225V228H16L15 226H14V228H13V225H12V227H11V225H9L8 227H10L9 229L10 230H8V228H5V227H2L3 226V223L4 222H6L7 220L10 222L11 220H9V219H12V220H14L15 218L17 219V216H19V215H17V216H14L15 218H12L11 216H13L14 215V213H10V212H8L7 213V211L8 210H5L4 212H5V214L3 213V214H0V233L1 234H3V232H4V234H3V236L0 234V256L1 257H3V258H1L0 259V264H78L77 263V261H76V259L74 258V253H77V250H79L80 251V254H81V252H82V254L81 255H83V251L84 250H86L85 249V246H86V244L85 243H83L84 241H82V243L83 244H85V246H81L80 244H82V243H80V235H82V233H84L85 231H83L82 229H76L77 231L75 232V230H74V226H76V225H78L79 223H80V225L79 226H82V225H84L82 222H85L84 221V219L87 221V212L86 211H84L85 209L84 208H82V207H80L79 208V210L81 209V211H78V209L75 207L74 208V196L73 195H75L76 194V192H79L78 190H80V188H73V187H76V186H73V185H76L75 184V182L77 183V182H79V180H77L78 179V177H76L77 175H75V174H80V169H79V165L77 164V163H79V164H84V163H81V160L84 162L85 161V158H88V159H91L92 157H93V155L92 154H90V155H78V154H76L75 153V149H73V148H75V147H73L74 146V142H75V140H74V130L73 129H71V128H74V126L73 127H71L70 128ZM113 126V127H114ZM131 126V127H130ZM163 126V127H162ZM173 126V127H172ZM248 126H249V128H251V129H249L248 128ZM42 127H43V129H42ZM142 127H144V128H142ZM155 127V128H154ZM176 127V126H175ZM177 127H179V126H177ZM228 127V128H227ZM259 127V128H258ZM261 127V128H260ZM62 129H63V126L61 127ZM132 128V129H131ZM149 128H150V130H152V132H158V133H156L155 135H154V133H152L151 131V133H152V135H154L153 137L151 136V135H149L150 134V132H149ZM173 128V129H172ZM208 128H209V130H208ZM246 128L248 129L247 131H246ZM256 128H257V130H256ZM127 129V130H126ZM131 129V130H130ZM136 129V130H135ZM211 129V130H210ZM252 129L254 130L253 131V134H251V132H252ZM259 129V130H258ZM261 129V130H260ZM263 129V130H262ZM47 130H49V131H47ZM54 130V131H53ZM65 130H67V131H65ZM138 130V131H137ZM141 130V131H140ZM28 131V130H27ZM30 131H29V133H30ZM132 131V132H131ZM134 131H135V133H134ZM136 131H137V133H136ZM163 131V132H162ZM210 133H209V132ZM251 131V132H250ZM140 132H142V133H140ZM162 132V133H161ZM243 132V135L241 134ZM247 132V133H246ZM258 133V135H256L257 133ZM62 134V136H61V134ZM131 133V134H130ZM140 133V134H139ZM143 133H146V137L145 136H143ZM147 133H148V135H149V137L147 136ZM211 133H213V134H211ZM248 133H249V135H248ZM46 134V135H45ZM142 134V135H141ZM211 134V135H210ZM217 134V135H216ZM48 135H50V134H48ZM52 135H50V136H52ZM139 135H141L142 136V138H141V136H139ZM145 135V134H144ZM158 135H161V136H163L164 137V141H163V143H162V146H161V148H160V151L158 152V154H156V153H154V148L152 147V146H154V144L155 143H152L153 141H154V139L156 138V136H158ZM173 135H174V137H177L176 138V140L177 141H174L175 139H173ZM208 135V136H207ZM235 135V137H233ZM241 135H242V137H241ZM245 135H248L247 137L249 138V136L252 138V141H254L255 140V142H251V138L250 139H248ZM253 135H255V136H253ZM41 136H38V138L39 139H41ZM152 138H151V137ZM219 136V137H218ZM229 136H232V137H229ZM253 136V137H252ZM258 136V137H257ZM64 139H63V138ZM144 137V138H143ZM159 137V136H158ZM207 137H208V142H207ZM256 137V138H255ZM45 138L47 139V140H45ZM66 138H69V140L68 139H66ZM125 138H127L126 140H125ZM136 138V139H135ZM141 138V139H140ZM150 138V140H148ZM242 138V139H241ZM32 139H30V140H28V141H25V142H27V143H29V144H33L34 142H31L32 141ZM56 139V140H55ZM59 139V140H58ZM138 139L140 140V141H142V143H140L139 141H138ZM229 139V140H228ZM45 140V141H44ZM53 140H55V141H53ZM138 141V143H137V141ZM146 140V141H145ZM153 140V141H152ZM228 140V141H227ZM248 140H249V142H248ZM56 141H59V142H56ZM66 141H69V142H66ZM71 141V142H70ZM148 141H149V143H148ZM222 141V142H221ZM123 142V143H124ZM146 142V143H145ZM151 142V143H150ZM154 142H156V141H154ZM177 142H179V143H177ZM194 142H196L197 143V140L196 141H194ZM209 142H211V143H209ZM248 143V144H246V143ZM252 144H251V143ZM36 143H38V142H36ZM38 143V144H39ZM71 143V144H70ZM177 143V144H176ZM187 143V142H186ZM193 143V142H192ZM217 143H219L218 145H217ZM24 144H26V143H24ZM29 144H27V147L29 146ZM31 144V145H32ZM63 144V145H62ZM183 144V142L180 144V145H182ZM222 144V145H221ZM55 145V144H54ZM59 145V146H58ZM64 145H67V146H64ZM70 145V146H69ZM73 145V146H72ZM127 145V146H126ZM137 145H138V147H137ZM145 146L146 148H143L142 146ZM149 145H151V146H149ZM166 145V146H165ZM185 145V142H184V144L182 145V147L180 146L179 147V149H181V148H184L183 146ZM187 145V144H186ZM26 146V145H25ZM125 146V147H124ZM175 146V147H174ZM218 146V147H217ZM262 146V147H261ZM65 147H67V149L65 148ZM261 147V149H259ZM65 148V149H64ZM70 148H72V149H70ZM136 148V149H135ZM153 148V149H152ZM168 148V149H167ZM25 149H27L26 147H25ZM143 149V150H142ZM145 149V150H144ZM149 150V152H150V154H149V152L147 151V150ZM164 149H165V151H164ZM263 149V150H262ZM28 150V149H27ZM27 150H24V151H26L27 152V154L25 153V155H24V151H23V155H22V153H21V156H19V152H16V151H11L10 153V155L7 157L6 156V154H5V157H3V156H1L0 155V159H1V157H2V159L0 160V164H1V168H3V166L4 167H7V170H8V165H9V169H11V167L12 166H17V167H12V171L11 170H9L8 172H10L11 174H9L10 176H12V178L13 177H15V178H17V179H19V180H23L24 178H25V181H27V183H29L28 181H30L31 179H30V177H28V176H30V174L28 175L27 174V172L29 173L30 171H28V170H31V168L32 167H30V165H36L37 164V166H38V162L36 163V161H35V159H34V161L33 160H31V159H33V158H31V155L32 156H34L33 154H31L30 155V153H28L29 151H27ZM74 150V151H73ZM151 150H153V151H151ZM167 150V151H166ZM144 152V154H146L145 156H144V154H143V152ZM148 152V154L146 153V152ZM21 152V151H20ZM74 152V153H73ZM161 152H162V156H161V159H160V155H161ZM34 153H36V151H34ZM73 155H72V154ZM131 153V154H130ZM163 153H166V155H167V153L169 154V155H167V156H169V158H170V160H169V158H168V160H167V156H164L163 155ZM194 153V154H193ZM66 154V155H65ZM123 154H125V155H123ZM174 156H173V155ZM193 154V155H192ZM15 155H17V156H15ZM26 155H28L29 156V158L26 156ZM148 155V156H147ZM191 155V156H190ZM21 158H19V157ZM25 156V157H24ZM38 155L36 154V156L35 157H37ZM68 156V157H67ZM75 156V157H74ZM77 156V157H76ZM81 156V157H80ZM125 156V157H124ZM126 156H127V159H126ZM151 156H153L152 157V159H153V161H152V159H150L149 157H151ZM171 156V157H170ZM172 156H173V158H172ZM185 156V155H184ZM233 156V158L231 159L232 160V163L231 162H229V164L230 165H228L229 167L228 168H226L225 169V177L222 179V180H224V181H221L222 182V184H223V187L225 186V190L226 191H228V196L229 197H227V198H225V199H227V200H225V199H221L220 201H217L215 204L216 205H214L213 207L211 206L210 207V205L208 204L209 202H210V200L208 199L211 195H213L214 193H215V191L216 190H213L212 188H209V187H211V182L215 179L214 178V176L216 175V173L218 172V170H219V167L221 166V164L223 163V161H225L227 158H229V157H232ZM7 157V158H6ZM143 157H144V159H143ZM147 157V158H146ZM163 157H166V158H163ZM23 158H24V160H23ZM124 158H125V160H124ZM148 158H149V160L152 162V163H150V162H147L149 165H147L146 166V170H143V173H142V169H143V167H144V165H145V163H146V161H149L148 160ZM172 158V159H171ZM186 158V159H187ZM7 159L9 160V161H7ZM12 159V160H11ZM37 159V158H36ZM38 159H40V157L38 158ZM38 159H37V161H38ZM145 159H147V160H145ZM184 157H182V161L183 160H186ZM2 160H4V162L2 161ZM17 160V161H16ZM26 160V161H25ZM28 160V161H27ZM33 162V163H35V164H33V163H31L30 165H29V163L31 162V161ZM80 160V161H79ZM96 160H98V159H95L94 161H96ZM137 160V161H136ZM7 161V162H6ZM13 161V162H12ZM115 161V162H116ZM125 161H127V162H125ZM169 161V162H168ZM10 164H9V163ZM26 162V163H25ZM28 162V163H27ZM40 162V161H39ZM60 162V161H59ZM75 164V166L77 167V168H75L76 169V171L74 170V168H73V171H72V167H74L73 165V163ZM121 162V163H120ZM130 162H132V163H130ZM145 162V163H144ZM168 162V163H167ZM176 162H178V161H176ZM176 162H174V164H171L169 167V169H172L173 168V166L175 165V163ZM5 163H8V164H5ZM25 163V164H24ZM128 163V164H127ZM160 163H162L163 164V166H162V164H161V166H162V168L161 167H159V164ZM167 164L166 166H164V164ZM5 164V165H4ZM28 164V165H27ZM72 164V165H71ZM116 164V165H115ZM138 164V165H137ZM20 165V166H19ZM27 165V166H26ZM123 165V166H122ZM157 165V166H156ZM220 165V166H219ZM61 166H63L62 168H61ZM70 166H72L71 167V170H70ZM83 166V165H82ZM81 166V167H82ZM115 166V167H114ZM128 167V168H126V167ZM143 166V167H142ZM172 166V167H171ZM21 167V168H20ZM23 167H24V169H23ZM27 167V168H26ZM28 167H29V169H28ZM36 167V166H35ZM34 167V168H35ZM117 167L115 168V169H117ZM123 167V168H122ZM156 167V169H154ZM158 167V168H157ZM0 168V169H1ZM19 168V169H18ZM125 168V169H124ZM166 170H165V169ZM14 169H16V170H14ZM27 169V170H26ZM36 169V168H35ZM35 169H33V170H35ZM77 169H79V171H77ZM105 169V168H104ZM124 170V172H123V170ZM159 169H160V173L158 172L159 171ZM1 170H3V169H1ZM26 170V171H25ZM140 170H141V172H140ZM155 172H154V171ZM37 172H38V170H36ZM35 171V172H36ZM71 171V172H70ZM105 172L106 174H107V170H103V168H102V172ZM144 171H145V173H144ZM168 171H170V170H168ZM34 172V173H35ZM40 172V171H39ZM37 173V174H40V173ZM57 174H56V173ZM78 172V173H77ZM121 172V173H120ZM135 172V173H134ZM158 172V173H157ZM162 172V173H161ZM6 173V172H5ZM24 173V174H23ZM34 173H32V174H34ZM58 173H59V175H58ZM75 173V174H74ZM140 173H142V174H144V176L147 178V180H146V178L145 177H142V176H140L141 174ZM155 173V174H154ZM165 173V174H164ZM12 174H14V176L12 175ZM26 174V175H25ZM41 174H43L44 176H46L47 174H45L44 172L43 173H41ZM40 174V175H41ZM55 174H56V177H55ZM73 174H74V176H73ZM133 174V175H132ZM139 174V175H138ZM161 174H164V175H161ZM167 174H170V173H168L167 172ZM166 174V175H167ZM214 174V176L212 177V175ZM1 175V174H0ZM7 175V174H6ZM34 175H36V174H34ZM49 175V174H48ZM58 175V176H57ZM73 177H72V176ZM109 175V174H108ZM109 175V176H110ZM2 176V175H1ZM0 176V177H1ZM9 176V177H10ZM25 176V177H24ZM32 176V175H31ZM140 176V177H139ZM165 176V177H164ZM5 177V178H4ZM3 178L4 179H6V177L7 176H4ZM21 177H24V178H21ZM27 177H28V179H27ZM35 177V176H34ZM47 177V176H46ZM50 177V176H49ZM49 177H47V178H49ZM72 179H71V178ZM121 177H118V178H120L121 180H122V178ZM132 177V178H131ZM142 180H140L139 178ZM155 177V178H154ZM3 178H0L1 180H0V183H1V181H2V179ZM37 178V177H36ZM38 178H39V176H38ZM43 178V177H42ZM41 178V176H40V178L39 179H42ZM51 178V177H50ZM64 178V179H63ZM68 178V179H67ZM130 179V181H129V179ZM159 179V181H158V179ZM161 178H162V180H163V178H164V184H163V182L161 181ZM186 178V179H187ZM214 178V179H213ZM3 179V180H4ZM10 179H11V177H10ZM17 179H11L10 181L11 182H13V180H15V182H16V180ZM52 179V178H51ZM57 179V180H56ZM60 179V180H59ZM112 179V181H113V178H111ZM134 179H136V181H138V180H140V181H138L137 182V184L139 183V185H140V187L142 186V188L144 187L145 189H144V191H143V189L142 188H140V190H138L137 188H139V187H136V184L134 185V183H136L135 181H134ZM145 179V180H144ZM152 179V180H151ZM38 180V179H37ZM115 180V179H114ZM116 180H117V178H116ZM115 180V181H116ZM156 180V181H155ZM212 180V181H211ZM57 181V183H55ZM67 181V182H66ZM75 181V182H74ZM115 181H113V182H115ZM144 181V182H143ZM145 181H147L146 182V184H145ZM161 181V182H160ZM3 182V181H2ZM20 182V181H19ZM67 184H66V183ZM73 182V183H72ZM133 182V183H132ZM162 183L163 184V186H161V187H159L160 185H162V184H157V183ZM23 183V182H22ZM31 183H32V180H31ZM34 183V182H33ZM35 183H36V181H35ZM38 183V182H37ZM72 183V184H71ZM155 184V186H156V188L154 187V185L152 186V184ZM16 185L15 186H17V184H18V182L17 183H15ZM49 184V185H48ZM56 184H57V186H56ZM64 184V185H63ZM104 184H105V182H104ZM103 184V185H104ZM151 184V185H150ZM186 184V185H185ZM209 184H210V186H209ZM25 185V184H24ZM48 185V186H47ZM71 185V186H70ZM108 185V184H107ZM112 185H115V184H112ZM139 185H137V186H139ZM157 185H159V186H157ZM26 186V185H25ZM29 186V185H28ZM30 186H31V184H30ZM24 187L27 191H26V195H28V193L32 190L31 188L32 187ZM46 186V187H45ZM55 186V187H54ZM69 186H70V188H69ZM122 186H121V189H122ZM150 186H152L153 187V189L154 190H152V192H151V189H152V187H150ZM214 186H216V183H214ZM213 186V187H214ZM22 187V188H23ZM49 187V188H48ZM63 187H65V188H63ZM66 187H68V188H66ZM104 187L105 186H103V188L101 187V189H103V190H105L104 189ZM131 187V188H130ZM135 187H136V189H135ZM148 187V188H147ZM157 187H159L161 190H159L158 189V191H157ZM163 187V188H162ZM216 187H218V186H216ZM215 187V188H216ZM222 187V188H223ZM23 188V189H24ZM39 188V189H38ZM41 188V189H40ZM45 188H47V189H45V191H43ZM58 188H61V190L62 191H64V193L60 190V191H58ZM72 188V189H71ZM124 188H125V190H124ZM151 188V189H150ZM208 188V189H207ZM17 189V188H16ZM19 189V188H18ZM17 189V190H18ZM25 189H24V192H25ZM50 189V190H49ZM51 189H52V191L54 192V194L56 193V195H54V194H52L53 192L51 191ZM63 189H65V190H63ZM67 189V190H66ZM68 189H69V191H68ZM70 189L71 190H73V191H70ZM120 189V190H121ZM22 190V189H21ZM20 190V191H21ZM30 190V191H29ZM135 190H137V192L135 191ZM69 193H68V192ZM156 191V192H155ZM18 192H19V190H18ZM66 192V193H65ZM102 192H104V191H102V190H100V196L102 195V196H104L103 194H107V192H105V193H102ZM143 192V193H142ZM58 193H59V195H58ZM71 193V194H70ZM73 193V194H72ZM75 193V194H74ZM135 193H137V194H135ZM146 193V194H145ZM153 193V194H152ZM155 193H156V195H155ZM158 193H160L159 195H158ZM50 194V195H49ZM67 194V195H66ZM105 194V195H106ZM124 194H125V196H127V197H129L128 199L130 200L133 196L134 197H136V195H137V197H138V194H140L139 195V197H140V199H139V201H138V198H137V200H136V198H135V200H134V203H132V204H134L133 206H134V208L135 209H137L136 211H137V213H136V215H135V213H133L132 214V212L131 211H133V210H131V209H133V207L131 208H129V206H128V208L130 209V211H128L127 210V203H124L125 202V200H127V199H124ZM46 195H48V197L46 196ZM53 195H54V197L56 198H54L53 197ZM61 195V196H60ZM69 195V196H68ZM113 196H114V194H112ZM133 195V196H132ZM141 195H144V196H141ZM50 196H52V199L54 198V200L56 201L57 200V197H58V200H57V202H56V206H57V208H56V206H55V201L54 202H52V200H50ZM57 196V197H56ZM65 196H66V198L68 199V201H67V199L65 198ZM71 196V197H70ZM132 196V197H131ZM155 196V197H154ZM62 197V198H61ZM69 197V198H68ZM105 197V196H104ZM123 197V198H122ZM126 197V198H127ZM131 197V198H130ZM142 197V198H141ZM152 197V198H151ZM165 197V196H164ZM70 198H73L72 200H70ZM145 198H147L146 200H144ZM149 198H151L150 200L152 201V199L154 200V203H153V201H152V203L153 204H151L150 203V200H149ZM158 198V199H157ZM66 199V200H65ZM110 199H113L112 197L110 198ZM120 201H119V200ZM124 199V200H123ZM205 199V200H204ZM44 200V201H43ZM48 200H50L49 202H48ZM62 202H60V201ZM107 200V199H106ZM133 200L131 201V202H133ZM147 200H148V202H147ZM161 200V204L160 203H158L159 201ZM37 201V200H36ZM64 201H66V202H64ZM122 201V202H121ZM138 201V202H137ZM142 201H143V203H142ZM146 201V202H145ZM164 201V202H163ZM206 201V202H205ZM208 201V202H207ZM45 202H46V204H45ZM59 202V203H58ZM73 204H72V203ZM131 202H129L128 204H130ZM137 202V203H136ZM163 202V203H162ZM205 202V203H204ZM13 203V202H12ZM37 203H39L40 205H43V203L41 204L40 202H38L37 201ZM37 203H35V204H37ZM49 203V204H48ZM52 203V204H51ZM68 203H69V205H68ZM111 203V204H110ZM122 203V207H120L119 205ZM140 203V204H139ZM7 204H9V203H7ZM6 204V205H7ZM59 204L60 205H62V206H59ZM69 206H67V205ZM70 204H71V206H70ZM119 204V205H118ZM126 205V206H124V207H126L125 209H123L124 207H123V205ZM132 204H130V205H132ZM136 204H138L139 206H141V205H144V206H141V207H139L138 205H136ZM147 204V206H145ZM148 204H150V205H148ZM155 204V205H154ZM160 204V205H159ZM206 204V205H205ZM5 205V206H6ZM10 205V204H9ZM8 205V206H9ZM12 205V204H11ZM10 205V206H11ZM30 205V204H29ZM28 205V206H29ZM76 205V204H75ZM118 205V206H117ZM135 205H136V207H135ZM209 205V206H208ZM2 206V203H0V207ZM4 206V203H3V206L2 207H5ZM13 206V205H12ZM26 206H27V204H26ZM27 206V207H28ZM55 206V207H54ZM116 206H117V208H116ZM150 206H152V207H150ZM156 206V207H155ZM38 207V206H37ZM59 207V208H58ZM120 207V208H119ZM147 209V212H145L146 211V209ZM55 208V209H54ZM65 208V209H64ZM98 208V209H97ZM108 208V209H107ZM140 208V209H139ZM149 208L151 209V210H149ZM1 209V208H0ZM6 209V208H5ZM64 211H63V210ZM69 209H70V214H69ZM72 209V210H71ZM77 210V212H79V213H76V214H74V212H76L75 210ZM95 209H97V210H95ZM106 211H105V210ZM112 209H113V207H112ZM143 209V210H142ZM153 209H155V210H153ZM2 210V209H1ZM68 210V211H67ZM73 210H74V212H73ZM108 210H111V212L112 213H114V214H116V216L114 215V214H110L109 212H108ZM124 210H127L128 211V213L129 214H131L133 217L132 218H129V217H131V215L129 216L128 215V213H127V215L129 216V217H127V215L126 214H124ZM141 210V211H140ZM58 211V212H57ZM84 211V212H83ZM94 211H93V213H94ZM101 211V212H100ZM3 212V211H2ZM41 212V213H40ZM71 212H73V213H71ZM106 212V213H105ZM123 213V214H121L122 216H126L125 218L123 217L122 218V216L121 215H117V213ZM131 212V213H130ZM134 212V211H133ZM145 212V213H144ZM152 212V213H151ZM159 212H161V211H159ZM1 213V212H0ZM11 214V218L9 217V215ZM81 213H82V215L84 214L86 217L84 218L83 216L82 217H80L81 216ZM100 213H101V215H100ZM103 213H104V215L105 216H103ZM107 213H108V215H107ZM126 213V212H125ZM147 213V214H146ZM149 213H151L150 215H151V217L150 218H152V220L149 218V220H147L146 218H148L150 215H149ZM8 214V215H7ZM46 216H45V215ZM80 214V215H79ZM138 214V215H137ZM159 214L160 213H158V214H156V215H158L159 216ZM47 215H48V217H47ZM67 215V216H66ZM77 215H79V216H77ZM107 215V216H106ZM45 216V217H44ZM76 216V217H75ZM111 216V217H110ZM121 216V217H120ZM134 216H136V219H134ZM138 216H141L140 218L138 217ZM146 216V218L145 219H143L144 217ZM148 216V217H147ZM161 216V215H160ZM8 217V218H7ZM21 217H23V215L21 216ZM108 217V218H107ZM141 219L142 218V220H140L141 222H136V221H138L139 219ZM158 218L157 219V223H159L158 224V226H159V228H161V227H163V228H161V230L160 229H155V228H158V226H157V224L155 225L154 224V221L156 222V218ZM6 218V219H5ZM89 218V217H88ZM129 218V219H128ZM155 218V219H154ZM43 219V220H42ZM57 219V220H56ZM81 219V220H80ZM131 219V220H130ZM133 219V220H132ZM6 220V221H5ZM34 220V221H33ZM113 220H115V219H113ZM127 220H129L128 221V223H127ZM136 220V221H135ZM144 220V221H143ZM147 222H146V221ZM161 220V219H160ZM134 221H135V224H134ZM112 222H114V221H112ZM117 222H116V225L117 226H120V224L118 223L117 224ZM145 222V223H144ZM153 224H152V223ZM7 223V222H6ZM6 223H4V226H6L5 224ZM49 223V224H48ZM54 223V224H53ZM76 223H78V224H76ZM86 223V222H85ZM138 223H140V224H138ZM164 223V222H163ZM46 224V225H45ZM60 224H61V226H60ZM69 224V225H68ZM72 224H73V227H72ZM74 224H76V225H74ZM99 224V225H98ZM101 224V225H100ZM107 224H109V223H107ZM107 224H104V225H107ZM111 224V223H110ZM115 224V223H114ZM129 224V226H131ZM32 225V226H31ZM136 225V226H135ZM156 227H155V226ZM161 225V226H160ZM163 225V226H162ZM49 226V227H48ZM112 226V225H111ZM114 226V225H113ZM128 226V227H129ZM131 226V227H132ZM145 226V227H144ZM147 226H148V228H147ZM151 226H154L153 227V229H152V227ZM167 226V225H166ZM7 227V226H6ZM48 227V228H47ZM64 227H66V228H64ZM70 227V228H69ZM114 227H116V226H114ZM114 227H113V230H114ZM131 227H130V229H131ZM133 227H132V231H133ZM140 227H142V229L144 230V232L142 231V229L140 228ZM20 228V229H19ZM22 228H24V229H22ZM40 228H43V229H40ZM51 228V230H49ZM72 228V229H71ZM112 228V227H111ZM139 228L141 229V231L139 230ZM12 229H14V230H12ZM48 231H47V230ZM62 229V230H61ZM116 230H118V227H116L115 228ZM148 229H149V232H148ZM154 229H155V231H154ZM164 229H165V231H164ZM19 230V231H18ZM24 230V231H23ZM40 230V231H39ZM73 230V231H72ZM119 230H121V229H119ZM152 230L154 231V232H152ZM159 230V231H158ZM171 230V233L169 232ZM7 231V232H6ZM15 231V232H14ZM37 231V232H36ZM38 231H39V233H38ZM47 231V232H46ZM61 232V233H59V232ZM63 231V232H62ZM79 231V232H78ZM148 233H147V232ZM22 232V233H21ZM36 232V233H35ZM66 232H71L72 233V238H73V241L71 242V241H69V239H68V234L69 233H66ZM77 232H78V234H80V235H78L77 234ZM134 233H135V231H133ZM132 232V233H133ZM146 232V233H145ZM166 232V233H167ZM20 233V234H19ZM45 233V234H44ZM86 234H87V232H85ZM133 233V234H134ZM149 233H150V235H149ZM155 235H154V234ZM14 234V235H13ZM27 234V235H26ZM37 234V235H36ZM58 234V235H57ZM63 234V236L61 237L60 235H62ZM75 234L78 236H75ZM149 235V236H146V235ZM158 234V235H157ZM33 235V236H32ZM49 235V236H48ZM55 235V236H54ZM141 235V236H140ZM154 235V236H153ZM157 235V236H156ZM85 236V235H84ZM83 235H82V238L84 237ZM139 237V239H138V237ZM145 236V237H144ZM159 236H160V238H159ZM2 237V238H1ZM11 237V238H10ZM53 237V238H52ZM65 237H67L66 239H65ZM137 237V238H136ZM148 237V238H147ZM154 237H156V238H154ZM58 238H59V240H58ZM62 238V239H61ZM80 238V239H79ZM65 239V240H64ZM78 239V240H77ZM135 239H136V241H135ZM204 239V240H203ZM40 240V241H39ZM56 240H58V241H56ZM143 240V239H142ZM10 241V242H9ZM63 241H64V243H63ZM75 241V242H74ZM79 241V242H78ZM133 241H135V242H133ZM145 241V242H146ZM58 242V243H57ZM166 242V243H165ZM10 243V244H9ZM77 243V244H76ZM140 243H142V242H140ZM169 243L171 244V246L169 245ZM7 246H6V245ZM16 244V245H15ZM88 245H89V243H87ZM148 244H150V243H148ZM172 244H174L173 246H172ZM11 245V246H10ZM34 245V246H33ZM77 245H78V247H77ZM88 245L86 246L87 247V250L88 249H91V248H88ZM91 245V244H90ZM89 245V246H90ZM140 245V244H139ZM144 245H146L144 242H143V244L141 245V246H144ZM158 245H157V247H158ZM14 246V247H13ZM58 248H57V247ZM92 246V245H91ZM147 247H146V249L145 250H148V246L149 245H146ZM17 249H16V248ZM40 247V248H39ZM53 247H54V249H53ZM76 247V248H75ZM149 247V248H150ZM9 248V249H8ZM14 248V249H13ZM65 248V249H64ZM68 248V249H67ZM78 248V249H77ZM82 248V249H81ZM134 248H136V249H134ZM156 248V247H155ZM161 248V249H160ZM166 248V249H165ZM174 248V250H173V253L170 251V249H173ZM35 249V250H34ZM60 249V250H59ZM93 249V248H92ZM142 248H139L138 250V253H137V255L135 256L136 258H135V260H138V262H136V261H134V262H136V263H140V264H142V262H139V261H143V262H147V260H145V258L147 259L148 258V260H149V257H148V252H147V254H146V252L144 253V250H143V252H142V250H141ZM157 249V248H156ZM204 249H206V251L204 250ZM44 250V251H43ZM49 250H51V251H49ZM57 250V251H56ZM62 250V251H61ZM73 250V251H72ZM75 250H76V252H75ZM166 250V251H165ZM176 250V251H175ZM46 251V252H45ZM90 251V250H89ZM168 251H169V254H167L168 253ZM24 252V253H23ZM73 253V254H71V253ZM153 252H154V254L156 253V255H153ZM164 253V254H162V253ZM175 252V253H174ZM203 252H204V254H203ZM13 253V254H12ZM16 253V254H15ZM35 253V254H34ZM79 253V252H78ZM91 253H93V250H92V252ZM134 255H133V254ZM149 253V254H150ZM178 253V255H175V254H177ZM22 254V255H21ZM42 254V255H41ZM47 256H46V255ZM63 254V255H62ZM86 254L87 255H91V254H88V252L86 253L85 251H84V258H86L87 256H86ZM101 254H103V255H105V253H100V255ZM158 254H160V256L158 255ZM162 254V255H161ZM169 255L170 257H168V258H170V259H167V255ZM205 254H207V255H205ZM18 255V256H17ZM24 255V256H23ZM45 255V256H44ZM51 255V256H50ZM69 255H70V257H69ZM80 255V256H81ZM103 255H101V256H103ZM128 255V256H127ZM133 255V256H132ZM206 256V258H205V256ZM22 256V257H21ZM44 256V257H43ZM60 256V258H58ZM70 258H68V257ZM86 256V257H85ZM125 256H127L126 257V259H125ZM175 256H176V258H178V261H175V260H177V259H174V262H173V257L175 258ZM204 256V257H203ZM53 257V258H52ZM63 257V258H62ZM89 257V256H88ZM124 257V258H123ZM131 257H133V258H131ZM204 258V259H202V258ZM47 258V259H46ZM83 258V259H84ZM104 258V257H103ZM128 258V259H127ZM143 258V260H141ZM50 259V260H49ZM73 259V260H72ZM75 259V260H74ZM124 259V260H123ZM129 259H131L130 261H129ZM210 259V260H209ZM1 260H4L3 262H1ZM45 260V261H44ZM67 260V261H66ZM145 260V261H144ZM151 260H149L148 261V264H150V263H152V261ZM162 260L159 262V261H157V263L159 262V264L162 262ZM209 260V261H208ZM212 260V261H211ZM49 261V262H48ZM62 261V262H61ZM64 261V262H63ZM201 261H203V262H201ZM205 261V262H204ZM48 262V263H47ZM78 262H80V261H78ZM109 262V261H108ZM130 262V263H129ZM150 262V263H149ZM173 262V263H172ZM124 263V264H125ZM136 263H133V264H136ZM154 263V262H153ZM152 263V264H153ZM157 263H155V264H157ZM163 264H165L164 262H162ZM80 264V263H79ZM105 264H110V263H105ZM132 264V263H131Z\"/></svg>",
	"mask_w": 264,
	"mask_h": 264
},
{
	"label": "bare ground",
	"instance_id": "obj_2",
	"mask_svg": "<svg viewBox=\"0 0 264 264\" xmlns=\"http://www.w3.org/2000/svg\"><path fill=\"white\" fill-rule=\"evenodd\" d=\"M4 1V2H3ZM0 0V40H1V42H2V40H4L3 42L5 43V44H10L11 43V45H5V46H7L6 47V49L8 48V47H10V48H8L7 50L9 51L10 50V52L12 51L13 53H14V51L17 53V55H19L18 56V61H20L21 59L23 60V59H25V60H23V61H26V60H28V58H29V60L32 62H29V60L27 61L28 63H30V64H32V67H29V66H31L30 64H23V62H22V65H21V63L19 64V68H23L24 67V65H25V67L24 68H26V70H27V68H29L28 70V73H29V77H30V79H29V77L27 78L24 74H23V70H25V69H21L23 72L21 73L23 76H25V78H27L29 81H31V83H32V85H34L33 87L36 89V88H38V87H40L41 85H42V88L43 87H45V89L48 87V84L50 83L49 81H51L52 82V86H53V89H51L52 91H53V93H54V91H56L57 89L58 90H60V91H63V93L65 94L66 93V95H68V98H67V96H65L66 97V100L68 99V101H69V97H71V93L72 94H75L74 95V105L72 106V107H74V112H73V115H75L74 117L75 118H72L71 120H69L70 119V117L67 115L68 113H69V110H68V108L70 107V104H68L69 106H68V108H67V110H68V112L66 111V113L64 112L63 114L62 113H60V116L62 115V117L61 118H64L65 116H68L69 117V119H68V117L66 118H64V120L65 121H63L62 119H61V122L60 121H58L59 119H60V116L58 115L56 118H58L59 117V119H55L54 117L56 116V114L58 113V111L57 112H55V115H54V117H53V123H54V119H55V123L57 124V122H58V124L59 123H61L62 125H59V126H63V129L60 127H58V126H56V124H55V127H56V129L58 130H56V129H54L55 127H54V125L52 126L51 125V127H49V128H53L54 130H56L57 131V133L58 132H60L61 130H63L64 131V129H67L69 126H70V124H72L73 126H74V128H71V127H73V126H70V128L71 129H73L74 130V140H75V142H74V146L73 147H75V148H73V149H75L76 151H75V153L76 154H78V155H90V154H92L93 155V157L91 158V159H88V158H85V161L83 162L82 160H81V163H84V164H79V163H77L78 165H79V169H80V171H79V169H77V171H79L80 172V174L78 175V174H75V175H77L76 177H78V179L77 180H79V182H75V184L76 185H73V186H76V187H73V188H80V190H78L79 192H76V194L75 195H73L74 196V199L73 198H70V200H72L75 204H74V208L76 207L77 209H78V211H81V209L82 208H84L85 210L84 211H86L87 213V221L84 219V221L86 222H82L84 225H82V226H79L80 225V223L78 224V223H76V224H78V225H76V224H74V225H76V226H74V230H75V232L77 231L76 229H82L83 231H85V232H87V234L84 232V233H82V235L84 236L83 238H82V235H80V234H78V232H77V234L78 235H80L81 237V239L79 240L80 241V243H82V241H84L83 243H85L86 244V246L88 245L87 243H89V245H88V248H91V249H88L87 250V247L85 246V244H80L81 246L83 245V246H85V249L86 250H84L86 253L88 252V254H91V255H87L86 254V258H84V251H83V255H81L82 254V252H81V254H80V251L79 250H77V253H74V258L76 259V261H77V263L79 264H105V263H110V264H122L121 263V261H119V259H120V256L122 255L123 256V254L126 252V250H127V247L126 246H128V244H129V242L130 241H132V239H133V237H135V234H136V232L139 234L140 232L139 231H137V230H135L136 228H137V226L135 227V229H134V225L133 224H130L131 222H133V221H129V220H127V223H128V221L130 222L129 224L133 227V231H135V233L132 231V227L131 226H129V224H128V226H127V228H125V229H123L122 230V228H119V227H123V226H125L126 225V219L124 220L125 221V225H121L120 224V222H117L119 219H116V218H113V219H115V220H113V219H111L110 220V222H109V220H108V222L107 223H109V224H107V223H103V225H101V226H96L97 225V223L96 222H99L100 220L99 219H104V218H101L102 216H99V212L98 211H96V213H95V211L93 210L94 208H96V207H99V209L98 210H100L101 209V207H106L105 206V202L106 201H108V198L110 197H112L113 199H110L109 198V201H108V205H109V202L112 200V202L111 203H113V201L115 202V203H113L111 206L113 207V209H112V207L109 205V206H107L108 208L109 207H111V210L113 211L114 210V208H115V206L114 205H116L118 202L116 201L117 200V198L121 195V194H123V193H125V192H123V186H122V181H123V177H121L120 176V174L118 173L117 174V172H119L118 171V169H120V168H118L117 167V165H116V167H117V169H115L114 168V170L116 171V173L114 174V172H113V175L111 176L110 174H112V173H108L109 171L108 170H113L112 168H113V164L114 163H117V161H119V159H120V161H122L121 160V158H122V154H121V152H122V150H124L123 152H126L125 150L128 148V146H127V148L125 147V149H121V147H122V145L123 144H125V142L123 141L124 139V134L126 133L125 132V129L123 128V126L124 127H128V124H127V126H125L126 124H124L125 122H127V123H129V120L128 119H130V117H132V118H134V119H137V118H139V117H141L142 115H140V113H141V111L142 110H144V109H146V110H144V111H146L147 112V109L149 110V108H147V106H149V105H147L148 103L147 102H149V104L151 103V106H152V104H153V106L154 107H156V109H157V102H160L161 100H157V98L159 97V96H162V98L161 99H164L163 98V95H164V97H167V98H169L170 97V95L172 96V93H170V95H169V92H172V91H170L171 90V88H168L167 90L168 91H164L163 90V87H159V85H158V87L157 86H154V85H156V84H154V83H152L153 82V80H152V84H154V85H152V84H150V79L154 76V73H155V71L153 72V68H151L150 67V70L153 72H151V71H149L150 73H151V76L152 77H150V79L147 77L148 76V74H149V72H146L147 70H149V68H147L148 66H154V65H157V66H159V64L158 63H156V61H155V63H154V60H157V58L155 57L156 55H155V53H158V50L159 49H161L160 47H161V44H160V47L158 48L157 47V45H158V42H159V40H158V42H157V45L155 46L156 47V49L158 48V50H153L151 47V53H153V51H155L154 52V56H147L148 54H151V53H145V52H147V49L145 50V48H144V44H146V42L149 40V37L146 39V37L144 36V35H146L147 34V32H149V30H148V28H146V27H149V26H146L145 25V23H144V21L142 22L141 21V23H140V20H139V24L138 25H140V29H142L141 28V24L143 23L144 25H143V27L145 28V29H142V31L144 30V33L142 32V31H139L140 29H139V27H138V31L137 32H140V33H142V34H144L143 36H144V38H145V41H143V43L144 44H142L141 42H140V44H141V46L143 47V51H142V49L140 50V49H137L138 51L140 50V51H142L141 52V54H140V52H139V54L138 55H143L144 57H148L149 59H147V58H144L143 56H141V58L144 60V59H146V63H147V65L146 64H144L145 63V60H144V63L142 62V61H140L141 59H139L138 57V55H137V53H138V51L136 50H134L133 48V51H135L134 52V55H135V53H136V55H135V57H134V59H133V57H132V61H130L131 60V58L130 59H128V57H129V54H130V52L132 51L130 48V46H127V45H124L125 44V42L126 43H128L127 41H123L122 39L123 38H125V37H123L121 40L124 42V44H121V42H120V45H121V47H117V49H116V47H114L113 46V44L111 45L110 43H109V41H110V38L111 37H113V41L115 40V35L113 36V34H114V31H116L117 33H116V35H118V33L119 34H123V36H124V34L126 35V37L128 38L129 36L128 35H130V34H128V33H131L130 32V30L131 29H127L126 28V30L124 29H122V28H120L119 29V27H122V26H119L120 24H122V23H120V22H123L124 20L125 21H127L126 19H124V18H122V16L120 17V18H122L123 19V21H119L117 24H115V25H117V26H119L118 27V29H116L117 28V26L114 28V27H112V22H113V20H119V19H117V17H114V15H112L111 17H106V14H104L105 15V18H102V13H99L98 12V15H96V16H92L91 14H90V12H89V14L91 15V16H89V17H87V18H84V15L86 14L85 12L88 10V9H86V11H85V9H84V13L85 14H83L82 15V9H79V6H82V5H85V4H81V5H79V6H77V5H75V4H72L73 2H71V1H69V0H62V2H58V1H54V2H52L51 0H49V1H51V2H47V0L45 1V0H40V1H45L47 4H45V3H38L39 2V0H32V3H31V0H29L30 1V3H24V1H26V0H22V3H21V1L20 0ZM36 1H38V2H36ZM61 1V0H60ZM69 1V2H68ZM80 1H82V0H79V2L78 3H81ZM97 0H95V2H96ZM104 1H109V0H104ZM103 1V2H104ZM111 1V0H110ZM114 1V0H113ZM112 1V2H113ZM118 1V0H117ZM121 1V0H120ZM123 1V0H122ZM125 1V0H124ZM127 1V0H126ZM135 1V0H134ZM138 1H140V0H138ZM164 1V0H163ZM187 1V0H186ZM185 1V2H186ZM189 1V0H188ZM227 1H229V3H227ZM225 0V4H226V6L228 5V9L227 8H225V4L223 5V4H221V2L222 1H220V3H219V0L218 1H216V3L218 2V5H214V6H218V7H216V8H213L214 10L216 9V12L215 11H213V14L215 13V15H218L216 18L218 19H216L215 20V18H213L214 20H215V22H213L214 24H215V27H214V25H211L210 27H214V29L216 30V26L218 27V23H219V27H220V25L222 24V25H225V28L228 26V25H230V24H227V26H226V23H227V21H235V20H239V19H241L242 18V16H240V14H239V16L238 15H234V16H231L230 14H229V12H227V11H229V10H231V7L232 6H236V4H238V2L234 5V2L235 1H237V0ZM239 1V0H238ZM241 1V0H240ZM239 1V2H240ZM243 1V0H242ZM241 1V4H242V7L241 8H239L240 7V5L237 7H234V8H239V9H236L235 10V12L237 11V10H239L240 12L239 13H241V11H242V8H243V10H244V16H243V18L245 17V18H247L246 20L248 21L249 19L248 18H250L251 19V17L250 16H252V12L251 11H253V9H256V11H259L261 14H262V9H261V11L259 10V8H261L262 6H263V4L261 5V7H259V6H257L258 5V3L257 2H259L258 0H254V1H256V3H257V5L256 4H253V3H249L250 1L248 0V3H246L247 4V6H246V4H244L246 7H249V11H250V16L248 15L249 13H247V10H248V8H244L243 7V2ZM264 1V0H263ZM90 2V4H91V1H89ZM105 2V3H106ZM132 2V1H131ZM136 2V1H135ZM151 2H155L156 4H155V8H157L159 11H158V14L159 13H163L164 15H167V16H165L166 17V20H168V22L165 20V19H163V23L161 24V18H165V17H162L163 15H161V16H159L158 17V14L157 15H155L154 17L155 18H153L154 19V22L156 21H158V18H160L159 19V21H161V22H157V24L158 25H160V28H161V26H162V28H165L167 25H169L170 23H174V22H172V18H170L171 17V15H173L175 18H177L178 17V20L176 19V21H179V20H181L182 22H185L186 21V23L188 24H186L187 26H186V28H188L190 25H191V23L189 22V21H187V19L189 18V20L192 22V26H190L189 28H188V30L187 29H185V25L183 26V24L181 25V24H179V27H178V25L176 24V22L174 23V29H175V31L174 30H172V32H174V34H173V39H174V35L176 36V38L177 37H179V35L181 34H183V32H188L189 30H191V29H193L194 30V32H193V30H191V31H189V33H184L183 34V39H185V36H187L188 34H190L191 32V34L189 35L190 36V39L194 42V48H196L195 47V45L197 46V43L196 42H200V44L202 45V46H205V47H201V46H197L198 48L200 47V48H205L206 50L208 49V52H209V48H210V51H211V46H210V44H209V48H207L208 46H207V43L209 42V43H211V45H212V42H210V41H207V39H208V36H210V37H212L210 34L208 35V33H210V32H212L211 31V29H213V28H210V32L208 31L209 30V28H205L203 25H206V24H208L209 22H207L208 20L205 18V16H204V12L203 11H205V12H207V5L209 4V1L208 0H190L189 1V4H187L188 2H186V4L184 3V0H181V2L179 1V0H168V1H164V4L162 3V0H158V2H161V3H159V5L157 6V4H158V2H156V1H152L151 0ZM182 2H183V4H182ZM245 2V1H244ZM261 2L262 1H260L259 3L261 4ZM49 3V4H48ZM76 3V2H75ZM92 3H93V1H92ZM110 3V2H109ZM115 3V2H114ZM124 2H122V4H123ZM167 3V4H166ZM211 3V2H210ZM214 3V2H213ZM222 3H224V1L222 2ZM71 4H72V6L74 5V7L75 6H77V8L78 9H76L77 11H78V14H79V16L77 15V12H74V13H72V8H74V7H71ZM86 4H87V1H86ZM94 4V3H93ZM93 4H91L92 6H93ZM98 4H99V2H98ZM102 4V3H101ZM104 4V3H103ZM107 4V3H106ZM128 4V3H127ZM127 4H126V6H127ZM137 4V3H136ZM136 4L134 5V6H136ZM161 4H163V5H161ZM166 4V5H165ZM259 4V5H260ZM111 5V4H110ZM112 5H113V3H112ZM115 5V4H114ZM154 5V4H153ZM210 5H212V3L210 4ZM220 5V6H219ZM229 5L231 6L230 8H229ZM253 5V6H252ZM256 6V8H255V6ZM101 6H104V5H101ZM133 6V5H132ZM162 6H164V8H163V10H161L162 9ZM183 6V7H182ZM83 7H85V6H83ZM88 7V6H87ZM94 7H96L97 8V6H94ZM99 7H100V5H99ZM98 7V8H99ZM105 7H109V5H107V6H105ZM125 7V6H124ZM130 7V6H129ZM160 9H159V8ZM220 7V8H219ZM257 7H259L258 9H257ZM89 8V7H88ZM110 8V7H109ZM136 8V7H135ZM153 8V7H152ZM182 8H183V10L185 9L186 11H187V13H183V10H182ZM187 8V9H186ZM212 8V7H211ZM218 8V9H217ZM44 10V13H43V11H41V10ZM90 9V8H89ZM92 9V8H91ZM103 9V8H102ZM133 9H134V7H133ZM219 9L222 11V14H224V15H226V14H229L230 15V17H227V16H229V15H227V16H224V17H227L226 18V21H225V18H223L224 19V21H223V19H221V16H222V14H221V16L219 15L220 14V12L219 13H217V11H219ZM225 9V10H224ZM233 9V8H232ZM245 9H247L246 11H245ZM95 10V9H94ZM93 10V11H94ZM98 10V9H97ZM106 10V9H105ZM104 10V11H105ZM135 10V9H134ZM156 10V9H155ZM184 10V11H185ZM234 10V9H233ZM74 11V10H73ZM80 11H81V13H80ZM92 11V10H91ZM100 11H101V9H100ZM107 11V10H106ZM126 11V10H125ZM129 11V10H128ZM131 11V10H130ZM129 11V12H130ZM209 11H211L212 12V10H209ZM248 11V12H249ZM223 12H225V13H223ZM231 12H234V11H230V13ZM245 12H246V15H245ZM254 13L253 14H255V11H253ZM43 13V14H42ZM76 13V15H74ZM93 13V12H92ZM97 12L95 11V14H96ZM133 13V10L131 11V15H133L132 14ZM135 13V12H134ZM210 13V12H209ZM260 13H259V15H258V12H257V17L256 18H258L259 19V16H260ZM42 14V15H41ZM88 14V13H87ZM88 14V15H89ZM101 14V15H100ZM110 14V13H109ZM127 14V13H126ZM143 14H144V12H143ZM179 14H180V18H179ZM185 14V15H184ZM187 14V15H186ZM210 14H212V13H210ZM210 14H209V16H208V18L210 17ZM234 14V13H233ZM236 14H238V12L236 13ZM242 14H243V11H242ZM142 15V14H141ZM160 15V14H159ZM183 17H182V16ZM116 16V15H115ZM129 16V15H128ZM156 16L158 17L157 18V20H156ZM169 16V17H168ZM184 16H185V18H184ZM249 16V17H248ZM254 16V15H253ZM70 17H71V19H70ZM125 17H126V15H125ZM134 17V16H133ZM188 17V18H187ZM213 17H215V16H213ZM261 18V20H259V22L260 21H263V17L262 16H260ZM130 18V17H129ZM129 18H127L128 20H129ZM168 18V19H167ZM174 18V19H175ZM184 18V19H183ZM242 18V20H245V18L243 19ZM173 19V20H174ZM183 19V20H182ZM186 19V20H185ZM253 20L252 21H254V19L255 18H252ZM48 20H50V22L48 21ZM55 20H56V22H55ZM69 20H73V21H75V22H77V24L79 23L80 24V22H81V24H80V27H79V25H78V28L77 29H75V31H76V33L75 34H73V36H71L72 35V33L74 32V30H72L73 29V26H71L72 24H71V22L69 21ZM141 20H142V18H141ZM171 20V21H170ZM185 20V21H184ZM212 20V18L210 19V21ZM213 20V21H214ZM241 20V22L240 21H238V22H240V23H243L244 24V26H243V29H239V27H236V28H238L237 30L238 31H240L241 30V32L243 33L242 35H240V32H238V34H239V36H240V38H239V36L237 35V37L236 36H234L235 34H237V33H234V35H233V32H234V30L233 31H230L232 34H231V36H230V34L228 35V36H230V40L231 41H228V42H232L233 40H232V35H233V37H235L234 38V40L236 39V38H238V40L240 39V41L239 42H242L243 41V44H246V43H244V40L246 39L248 42L250 41V38L251 37H253V33H255L256 35L255 36H257V35H259V34H262V35H264V33H260V32H258L259 30L261 31V29H256L254 26H256V25H254V23L252 24L251 22V24L253 25V27H252V25L250 26L248 23V25L246 24V22L245 21H242ZM41 21H45L44 23H41ZM51 21H54L55 22V24H57L56 25V27H55V24L52 22L51 23ZM124 21V22H125ZM131 21H133V20H131ZM150 21V20H149ZM251 21V20H250ZM255 21H256V19H255ZM46 22H47V24H46ZM128 22V21H127ZM167 22V23H166ZM225 24H224V23ZM245 22V23H244ZM257 23V26H258V20L256 21ZM49 23V24H48ZM95 23V24H94ZM115 23H116V21H115ZM126 23V22H125ZM138 23V22H137ZM153 23V22H152ZM160 23V24H159ZM165 23V27L163 26V24ZM211 23H212V21H211ZM229 23V22H228ZM235 23H237V21H235ZM235 23H234V25L233 26H235ZM71 24V25H70ZM129 24H130V22H129ZM133 24H135L134 23V21H133ZM146 24H148V21H147V23ZM150 24V23H149ZM167 24V25H166ZM194 24V25H193ZM232 24V23H231ZM238 24V23H237ZM242 24V25H243ZM52 25L54 26V27H52ZM76 25V24H75ZM114 25V26H115ZM128 25V24H127ZM136 25V24H135ZM154 25V24H153ZM171 25V24H170ZM175 25H177V26H175ZM210 25V24H209ZM239 25V24H238ZM242 25L240 24V26H241V28H242ZM260 25V24H259ZM69 26H70V29H69ZM77 26V25H76ZM132 26V25H131ZM134 26V25H133ZM132 26V27H133ZM173 26V25H172ZM181 26H183L182 27V30L184 29L185 31H183V32H181L180 34H179V31H177V30H180L181 29ZM196 26H201V27H203L204 28V30H205V32L203 33L204 35H202V32L200 33V31H202V30H200L199 31V29L196 27ZM248 26H250V27H248ZM125 27H127L126 26V24L124 25V28ZM151 28H152V26H150ZM192 27V28H191ZM223 27V26H222ZM222 27H221V29H222ZM229 27V26H228ZM114 28V29H113ZM155 28V27H154ZM154 28H153V30H154ZM178 28V29H177ZM200 28V27H199ZM231 28H232V26H231ZM257 28H260L259 26L257 27ZM198 29V30H197ZM213 29V30H214ZM218 29V28H217ZM220 29V31L219 30H216L217 31V33H219V32H221V34H222V32H227V31H229V30H231V29H225V31L222 29L221 30ZM78 30V31H77ZM122 30V31H121ZM133 30V29H132ZM131 30V31H132ZM147 30V31H146ZM155 30H157V29H155ZM155 30H154V33H152L151 31L149 32V33H151L153 36H152V38L151 39H153L154 41H155V44H156V37L158 36L159 38H160V40H161V38H162V36L161 35H157V36H154V34H158V33H155ZM68 31H69V33H68ZM71 31V32H70ZM73 31V32H72ZM94 31V32H93ZM121 31V32H120ZM124 31L126 32V33H124ZM129 31V32H128ZM134 31V30H133ZM146 31V32H145ZM169 32H167V30L166 31H164V32H167V33H169V34H167L166 33V36L168 35V37H166L165 36V38H168V41H170V37H171V34H170V30H168ZM264 31V29L262 30V32ZM96 32V34H95V36L93 35L94 33ZM123 32V33H122ZM161 32V31H160ZM171 32V33H172ZM229 32V33H230ZM134 33V32H133ZM133 33H131V36H132V34ZM146 33V34H145ZM149 33L147 34V35H149ZM213 33V32H212ZM228 33V32H227ZM151 34H150V36H151ZM177 34H178V36H177ZM221 34H220V39H221V41H220V43H218L219 44V46H221V45H223V47H224V44H227V43H225L226 42V39H227V37H226V35L224 36L225 38V40L224 39H222V37H223V35L221 36ZM76 35V36H75ZM134 35V34H133ZM140 35V34H139ZM208 35V36H207ZM262 35H259L260 37L262 36ZM42 36V38H41V41L43 42V40L45 41V43H46V45L47 44H51V43H53L52 45H50V47H49V45H47L48 46V49H50V51H52V53H48V52H45V51H48V49L47 50H45V51H43V50H41L40 48H38V47H40L39 45H43L42 44V42H38V45L36 44V42H34V41H36V39H38V38H40ZM45 38H44V37ZM100 36H102V38L100 39ZM120 36V35H119ZM136 36V35H135ZM161 36V37H160ZM203 36V37H202ZM218 36H219V34H218ZM241 36L243 37V38H245V39H243L242 40V38H241ZM141 37H142V35H141ZM260 37H256V38H260ZM81 38H83V40H85L84 42H82L80 39ZM119 38V37H118ZM144 38H143V40H144ZM176 38H175V40H176ZM187 38V37H186ZM202 39L203 38V40H200V39ZM213 38H216V37H213ZM219 37H217V39H218ZM261 38H264V37H261ZM86 39H91L90 40V42H89V40L87 41V42H89V43H87L86 42ZM130 39H134L133 38V36H132V38L130 37ZM136 39H138V37L136 38ZM164 39V38H163ZM162 39V40H163ZM212 39V38H211ZM111 40V41H112ZM125 40V39H124ZM165 40V39H164ZM175 40H172L171 39V41L172 42H169L170 44H172V45H174L173 46V49H174V53L176 54V52H177V55H175L176 57L178 56V60H179V63L181 62L182 63V67L184 66L185 67V65H184V63H185V61L187 60V62H188V60L191 58L189 55L191 54V55H195L196 57H197V55H199V54H201V56L203 55V57H201L200 55V58H201V60L204 58V55H206V53H207V51H204V52H206L205 54H203V53H201L202 52V50L199 48V49H195V50H200L199 51V54H195L194 52H193V54H192V51L194 50V48L192 49L191 47H193V42L191 43L192 44V46H190L189 44L190 43H186L185 44V46L186 45H189L190 46V48L188 47V46H186V49H187V52H184V51H180L178 48H179V46L178 45H180V41L179 40H182L181 38L180 39H178L177 38V40H176V42H174ZM186 40L187 39H185V41L182 43V46H183V44L186 42ZM200 40V41H199ZM222 40H224L223 41V44H221V42H222ZM228 40V39H227ZM238 40H237V42H238ZM258 40V39H257ZM260 40V39H259ZM257 41L258 43L260 42V41ZM264 40V39H263ZM58 41H61L62 43H61V46H59L60 47V52L62 53H59V54H61L62 56H64L62 59H63V62H61V61H59L58 62V58L56 57L58 54H54L53 52H55V50L56 49H58L59 50V48H57L56 46H54V45H56V44H58V43H56V42H58ZM152 41V40H151ZM178 41H179V43H178ZM202 41H203V44H202ZM204 41H206V42H204ZM211 41H213L214 43H213V45L215 44V41L216 40H211ZM218 41V40H217ZM217 41H216V44H217ZM251 41H253L252 39H251ZM256 41V40H255ZM262 41V40H261ZM3 42H2V44H3ZM32 42H34V44L32 43ZM55 42V43H54ZM115 42H117V41H115ZM115 42H113L114 43V45H115ZM131 42H133V41H131ZM136 43H138V41L136 40L135 41ZM135 42H133L135 45H136V43ZM165 42H167L166 40H165ZM188 42H189V40H188ZM219 42V41H218ZM234 43L236 42V41H233ZM232 42V43H233ZM254 42V41H253ZM30 43H32L33 45H35L36 46V48L38 49H35V46H32L31 47V51L29 50V52H27L28 50H27V48H28V46H25V45H27V44H30ZM41 43V44H40ZM44 43V42H43ZM160 43V42H159ZM174 43V44H173ZM196 43V44H195ZM205 43V44H204ZM234 43L233 44H230V45H228L227 44V46H228V48H229V46H231L232 47V45H234ZM250 44H251V42H249ZM12 44H14L15 46L17 45L18 47L19 46H23V48L24 49H26V50H24V51H22L21 53H24L25 51H26V53H29V55L30 56H28V54L26 55V54H24L25 56H28V58H24L25 56H23L22 54H19L20 53V51L19 50H21L20 49V47L19 48H13L14 47V45L12 46ZM85 44H86V46H87V49L84 47L85 46ZM118 45H119V42L117 43ZM129 44V43H128ZM131 45H132V43H130ZM147 44H149V46H150V43H147ZM164 44V43H163ZM199 44V45H200ZM215 44V45H216ZM217 44V45H218ZM221 44V45H220ZM237 44H239V43H237ZM45 45V44H44ZM58 45H60V44H58ZM139 45V44H138ZM138 45H136L135 46V48H137V46ZM171 45V46H172ZM175 45H176V47H175ZM214 45V46H215ZM236 45V44H235ZM248 45V43L246 44V46ZM254 45V44H253ZM262 45V44H261ZM12 46V47H11ZM51 46H54V47H56V48H54V47H51ZM141 46L139 45V47L141 48ZM147 46V45H146ZM148 46V47H149ZM184 46V47H185ZM240 46H242V44L240 43ZM26 47V48H25ZM34 47V50H32V48ZM113 47L117 50V52H118V54L117 53H115L114 52V50H113ZM126 48L127 50L126 51H128L129 52V54L126 52L125 53V57H127V58H125V60H123V61H121V63L120 64H122V65H120V64H117L116 62H118V57L119 56H117V55H119V53H121V52H119L118 51V48H120L119 50H121L122 51V48ZM130 47V48H129ZM132 47H134L133 45H132ZM147 47V48H148ZM188 47V48H187ZM226 47V46H225ZM224 47V48H225ZM225 48L226 50L225 51H227V54L229 55V57H231V59H232V56H231V52L232 53H234V55H233V58H234V61H235V56H236V59H239V61L237 60V62H238V64H237V62L236 63H234V61H233V63L236 65H239L240 67H242L241 66V63L243 64V62H247L248 61V58H246V57H248V55L245 57V55H246V53H245V55H243L244 57L243 58H245L247 61H244L243 60V62H242V60L241 59H243V58H241L240 59V56L238 57V55H237V51L238 50H240V49H238L237 50V48H239V46L237 45V46H233L234 48L235 47H237L236 48V50L234 51V48L232 47V48ZM243 47V50H244V46H242ZM248 47L250 48V51L249 52H251V54H252V56H253V49H252V44H251V46H249L248 45ZM263 47V46H262ZM22 48V47H21ZM30 48V47H29ZM42 48H43V46H42ZM51 48H54V49H52L51 50ZM165 48V47H164ZM218 49L219 48H221V47H217ZM224 48H222L221 50L223 51L224 50ZM247 48V47H246ZM245 48V49H246ZM248 48V49H249ZM257 48V47H256ZM255 48V49H256ZM259 48H261V47H259ZM259 48H257V50H259ZM15 49H18V51L17 50H15ZM40 49V50H39ZM166 49V48H165ZM165 49H162V50H164L165 51ZM178 49V50H177ZM264 49V48H263ZM98 50V51H97ZM110 50H112L111 52H114V54L113 53H110ZM125 50V49H124ZM190 52H189V51ZM217 49H215V51H216ZM220 50V51H221ZM228 50H229V53H228ZM232 50V51H231ZM256 50V51H257ZM7 51V54L8 53H10V52H8ZM35 52V53H33V52ZM36 51H41L42 52V54H44V53H48L47 55H48V59L46 58L47 57V55L45 54V55H43V57H42V55H41V53L40 54H38V52H36ZM95 51V52H94ZM96 51L99 53H96ZM133 51H132V53H133ZM157 51V52H156ZM160 51V50H159ZM168 51V50H167ZM215 51L213 52V50L210 52V53H212V56H210L211 54L209 53V55H208V53H207V55L208 56H210L209 57V60L207 59V62L209 63V62H211V63H209V64H213V62H212V60H211V58H213V60H214V62L216 63V66H218V64L220 63V61L219 62H217L218 60H220V59H217V57H218V55H217V53H216V61H215V55H213V53L215 54ZM219 50H218V52H220ZM221 51V52H222ZM225 51H224V54H222V53H219V56H220V54H222V55H226L227 56V54H225ZM231 51V52H230ZM246 51H247V49H246ZM261 51H263V50H261ZM10 53L11 55L13 54V53ZM33 54H35V57H38L37 58V60H36V58L33 56V57H31L32 56V53ZM149 52V51H148ZM163 52V51H162ZM166 52V51H165ZM181 54H180V53ZM236 52V53H235ZM242 52V51H241ZM248 52V51H247ZM2 53V52H1ZM93 53H95V54H93ZM110 53V54H109ZM122 53H124V52H122ZM132 53L130 54V57H131V55H132ZM145 53V54H144ZM180 55H179V54ZM183 53V54H182ZM190 53V54H189ZM239 53V52H238ZM244 53V52H243ZM264 53V52H263ZM51 54H54L55 55V57H54V55L53 56H51V57H54V58H50V55ZM126 54H127V56H126ZM147 54V55H146ZM168 53H166L165 55H167ZM236 54V55H235ZM22 55V56H21ZM38 55V56H37ZM41 55V56H40ZM100 55V57H98ZM122 55V54H121ZM181 55H183V56H181ZM240 55V54H239ZM257 55H258V52H257ZM1 56H2V54H1ZM0 56V57H1ZM7 56V55H6ZM6 56H4V57H6ZM15 56H16V54H15ZM103 56V57H102ZM136 56H138V57H136ZM159 56H161V55H159ZM170 56H171V54H170ZM185 56H187L186 57V59H185ZM214 56V57H213ZM242 56V55H241ZM256 56V55H255ZM10 57V55L9 56H7V60L5 59V61H9L10 60V64H11V62H12V64H14V65H16L15 63H18V62H15V59L14 60H11L12 59V57H11V59L9 58ZM22 57V58H21ZM41 57H42V59H41ZM92 57L94 58H97V61H98V58L100 59L99 61H98V63L100 62V65L99 64H97V61L95 62L94 60H96L95 58L92 60ZM150 57H155L156 59H154V60H152V58H150ZM165 57V56H164ZM163 57V58H164ZM172 57H173V55H172ZM190 57V58H189ZM225 57V56H224ZM260 57V56H259ZM2 58V57H1ZM32 58V59H31ZM40 58V59H39ZM46 58V60H44ZM56 58V59H55ZM121 58V57H120ZM136 58V59H135ZM166 58H167V63H169V59H171V60H174L173 58H169V56L167 57L166 56ZM169 58V59H168ZM182 58H184V60L185 61H181L182 60ZM198 58V57H197ZM206 58V57H205ZM219 58V57H218ZM258 58V57H257ZM35 59V62L33 61ZM39 59V60H38ZM124 59V58H123ZM126 59H128L129 60V62H133L134 60H136V61H139L140 63H135V62H133L132 63V65H129V63L127 62V60ZM139 59V60H138ZM160 60L158 61V62H163L162 61V56H161V58H159ZM165 59V58H164ZM224 59V58H223ZM223 59H221V62H223ZM226 59H228V58H226ZM262 59V58H261ZM2 60H4V58H2ZM148 60V61H147ZM149 60H151L152 62H153V64L151 63V61L149 62ZM176 60H177V58H176ZM176 60H174V63H175V61ZM190 60H192V59H190ZM189 60V61H190ZM230 60V59H229ZM257 60V59H256ZM260 60V59H259ZM264 59H262L261 61H263ZM41 61L43 62V61H45V63H41ZM48 61V62H47ZM194 60H192L191 62H193ZM203 61V60H202ZM232 61H228V62H230L229 64L230 65H228V68H230L229 66H231V63H232ZM250 61V60H249ZM0 62H2V61H0ZM15 62V63H14ZM38 64H37V63ZM47 62V63H46ZM94 62V63H93ZM195 62H197V61H195ZM199 62V61H198ZM197 62V63H198ZM224 62H226V60L224 61ZM254 62V61H253ZM260 62V61H259ZM34 63H35V65H38V66H42L41 68L42 69H40V67H38V66H35L34 67ZM40 63V64H39ZM124 63V64H123ZM135 63V64H134ZM142 63V64H141ZM150 63H151V65H150ZM171 63V62H170ZM173 63V62H172ZM178 62H176L175 64L176 65H174L175 67L177 66H179L178 64H177ZM180 63V64H181ZM214 63V64H215ZM233 63H232V65H233ZM248 63V62H247ZM250 63V62H249ZM257 63V62H256ZM255 63V64H256ZM261 63V62H260ZM5 63H2V65H4ZM10 64L8 65L7 64V66H10ZM139 64H141V65H139ZM143 64H144V66L146 65V67H144L143 66ZM186 64V63H185ZM188 64V63H187ZM186 64V65H187ZM190 64H193V63H189V65ZM195 65H196V63H194ZM199 65L198 66H200V62L198 63ZM228 64V63H227ZM227 64H225V66L227 65ZM253 64V63H252ZM117 65H120V66H117ZM124 65L126 66L125 68H127V67H129V66H133L134 65V68L131 70V68L129 67L128 69H126V70H128L129 71V69L131 70V72H130V74L131 73H133V75H130V76H126V74L127 73H122L121 74V76L119 77V73H121L120 71H124L123 69H124ZM162 65V66H161ZM159 67H157V66H155V67H157V69H155V70H157V71H159V69H161V70H163L161 67H163V64H161ZM220 65V67L222 66L223 67V65L222 64H219ZM244 65L246 66V64L244 63ZM250 65V64H249ZM260 65V64H259ZM18 66V65H17ZM44 66V67H43ZM141 66V67H140ZM169 66H170V64H169ZM191 67L193 66V65H190ZM197 66V65H196ZM195 66V67H196ZM209 67L208 68H210L211 67V69L213 68V67H216V66H211V65H208ZM239 66H231V67H233V69L236 67V71H238L239 72V68H237V67H239ZM262 66V65H261ZM143 67V68H142ZM176 67V68H177ZM180 67V66H179ZM182 67H181V69H182ZM205 67V66H204ZM204 67H202V68H204ZM221 67V68H222ZM247 67V66H246ZM2 68V67H1ZM4 68V67H3ZM2 68V69H3ZM11 68H14V67H12L11 66ZM10 68V69H11ZM17 68V67H16ZM15 68V69H16ZM18 68V70L20 71V69ZM147 70H146V69ZM186 68V67H185ZM194 68V67H193ZM201 68V67H200ZM202 68H201V71H199V74H200V72H202ZM220 68V69H221ZM252 68H253V66H252ZM5 69V68H4ZM3 69V73L6 75V73L7 72H9L10 73V71H12V70H7V71H5ZM14 69V70H15ZM170 70H171V72L172 71H176L177 69H175L174 70V68H173V65H172V68H171V66H170V68H169ZM181 69H179V70H181ZM189 69V68H188ZM196 69V68H195ZM199 69V68H198ZM206 69H207V67H206ZM211 69H207L206 70V72H209L210 74H211ZM219 69V71H221ZM225 69H226V67H225ZM242 69V68H241ZM251 69V68H250ZM250 69L248 70V71H250ZM256 69V68H255ZM13 70V71H14ZM25 70V71H26ZM146 70V71H145ZM160 70V71H161ZM190 70V69H189ZM200 70V69H199ZM210 70V71H209ZM212 70H214V68L212 69ZM218 69L216 68V70L215 71H217ZM223 70V69H222ZM243 70V69H242ZM262 70H263V68H262ZM128 71H126V72H128ZM159 71V72H160ZM178 71V70H177ZM192 71V70H191ZM203 71H204V69H203ZM215 71H214V73H215ZM226 71V70H225ZM231 71H232V68H231ZM234 71V73H232V74H235V69L233 70ZM241 71V70H240ZM245 71V70H244ZM247 71V72H248ZM253 71V70H252ZM257 71V70H256ZM264 71V70H263ZM17 72V71H16ZM21 72V71H20ZM19 72V73H20ZM159 72H157V75H156V73H155V75L156 76H158V74H159V76L162 74H164L163 72L164 71H162L161 72V74L159 73ZM173 72V73H174ZM181 72V71H180ZM197 72V71H196ZM228 72H230L229 70H228ZM237 72V73H238ZM243 72V71H242ZM254 72V71H253ZM260 72H262V71H260ZM1 73V72H0ZM3 73L0 75V77H2L3 76ZM14 73H15V71H14ZM13 73V74H14ZM27 73V72H26ZM116 73V74H115ZM181 73H183V72H181ZM181 73H180V75H178L176 72L174 73L175 74V76L177 75L178 77H177V87L174 85V84H176V80H174V78H173V74L171 75L170 74V77H171V81H170V79L169 80H167L166 82H168V81H170V82H174L175 81V83L173 84L177 89H179L180 87H181V90H182V92L183 93H185L184 91H186V93L188 94V91L187 90H184V88L185 87H187L188 89H189V94H191V92L190 91H192V93L194 92H197V95H198V97H197V99L199 98V96H200V98H205V99H202V102H204V101H207V102H205L206 103V105L208 104V106L207 107H209V105H211V108H212V106L214 105V107L213 108H216V107H218V106H215V105H217V102H218V100H219V98H220V95H222L223 93H222V89H221V85L222 84H220V82H218V81H221L220 80V78H219V80H217V82H218V85L217 86H215V85H213L212 84V86H211V88H202V86H201V83L200 82H203V80H204V78H202V81H200V80H197V79H193V78H191V79H186V77H184V76H182L181 75ZM198 73V72H197ZM217 73V72H216ZM215 73V74H216ZM219 73V72H218ZM217 73V74H218ZM250 72H248V74H249ZM8 74V73H7ZM12 74V73H11ZM12 74V75H13ZM16 74V73H15ZM129 74V73H128ZM213 74V73H212ZM211 74V75H212ZM221 74H222V72H221ZM220 74V75H221ZM231 74V73H230ZM238 74H240V73H238ZM251 74V73H250ZM5 75L2 77V78H0V82H2L3 83V85L5 86V84H6V81L4 80V79H6V77H7V75H6V77H5ZM17 75H19V78H16V79H20V78H22V76L20 75V74H17ZM116 75V76H115ZM123 75V76H122ZM161 75V76H162ZM201 75V74H200ZM211 75L209 76V78L211 77ZM223 75V74H222ZM236 75V74H235ZM252 75V74H251ZM250 75V76H251ZM253 75H254V73H253ZM252 75V76H253ZM257 75H258V72H257ZM8 76H11V75H8ZM13 76H15V75H13ZM21 76V77H20ZM156 76H154L153 77V79H154V82L156 81V80H158V83H160L161 81H159V79H158V77H156ZM196 76H197V74H196ZM195 76V77H196ZM205 76V75H204ZM244 76V75H243ZM251 76V77H252ZM255 76H256V72H255ZM259 76H260V74H259ZM259 76H257V77H259ZM198 77V76H197ZM201 77V76H200ZM206 77V76H205ZM221 77V76H220ZM250 77V79L252 80V78ZM254 77V76H253ZM4 78V79H3ZM13 78V77H12ZM24 78V77H23ZM66 78H68V79H66ZM71 78V79H70ZM144 78V79H143ZM157 78V79H156ZM178 78L180 79V81H178ZM207 78H208V76H207ZM225 78V80L227 81V84H228V79H226V76L224 77ZM236 78V77H235ZM246 78V77H245ZM255 78V77H254ZM263 78H264V76H263ZM262 78V79H263ZM1 79H2V81H1ZM15 79V78H14ZM13 79V80H14ZM15 79V80H16ZM66 79V80H65ZM74 81H73V80ZM146 80V81H148V82H146V81H144V82H146L147 83V85L145 84L144 86H146L145 88H144V86H142V83L140 84V82H142L141 80ZM149 79V80H148ZM156 79V80H155ZM174 81H173V80ZM217 79V78H216ZM215 79V80H216ZM222 79V78H221ZM250 79H249V81H250ZM7 80V79H6ZM12 80V79H11ZM11 80H9L8 79V81H11ZM20 80H22V81H28V80H23V79H20ZM38 80H40L39 82L41 83V84H39V83H37L38 82ZM140 80V81H139ZM259 80H261V79H259ZM264 80V79H263ZM263 80H261V81H258L257 80V82H259V83H263L264 81ZM5 81V82H4ZM18 81V80H17ZM16 81V82H17ZM37 81V82H36ZM66 82L67 84H69L71 81H73L74 82V89H78L79 91L77 92V93H74V91L73 90H71V88H69V86L68 85H66L65 83H63V85H62V83L61 82ZM206 81V80H205ZM205 81H204V83H205ZM211 80H209V82H210ZM263 81V82H262ZM12 82V81H11ZM11 82H8L9 84L11 83ZM16 82H12L11 84H15L14 86H16V84L18 83H16ZM69 82V83H68ZM143 82V83H144ZM170 82H169V84H170ZM178 82H182L183 84H184V86H182L183 84H181L180 85V83L178 84ZM207 82H208V80H207ZM207 82H206V84H207ZM222 82V81H221ZM225 81L223 80V83H224ZM233 82V85H234V80L232 81ZM231 82V83H232ZM251 82H254L253 84H254V87L253 88H255V82H256V78H255V81H254V79L251 81ZM251 82H249L250 83V85H253V84H251ZM256 82V83H257ZM21 83V82H20ZM29 83V82H28ZM38 85H40V86H38ZM156 83V82H155ZM215 83V82H214ZM230 83V82H229ZM230 83V84H231ZM236 83H238V82H236ZM236 83H235V86L234 87H236L237 85H236ZM248 83V84H249ZM1 84V83H0ZM11 84L10 85H7V86H5V87H7V88H2V85H1V88H0V91H3V92H1L0 94H1V96H0V98L2 97V94L5 96V95H7L8 93H6V94H4V92L5 91H8V88L11 86ZM23 84V83H22ZM51 84V83H50ZM54 84V85H53ZM56 84V85H55ZM166 85H167V83H165ZM210 84H211V82H210ZM240 84H242V81L240 82ZM258 84V83H257ZM20 85V84H19ZM28 84H27V82H25L24 84H23V86H24V91H23V94L25 95V96H27V94L28 93H30V90L32 89V85L31 86H27ZM38 87H37V86ZM66 85V86H65ZM72 84H71V86H73ZM161 86H162V84H160ZM232 85V86H233ZM249 85V86H250ZM263 85V84H262ZM22 86V87H23ZM51 86V87H52ZM55 86V87H54ZM64 86V87H63ZM68 86V87H67ZM173 86V87H174ZM226 86V85H225ZM232 86H230V85H228V86H226V87H228V88H225V89H229V87H230V89H231V87ZM247 86V85H246ZM260 86H261V84H260ZM264 86V85H263ZM263 86H261V87H263ZM19 87V86H18ZM66 87V88H65ZM101 88V90L99 91V88ZM171 87V86H170ZM175 87L173 88V89H175ZM179 87V88H178ZM182 87H184V88H182ZM204 87V86H203ZM208 87H210V85L208 86ZM220 87V88H219ZM234 87H233V89H234ZM251 87V86H250ZM41 88V89H42ZM92 88H94L96 91H97V93L96 92H94L93 90H92ZM98 90H97V89ZM240 88H241V86H240ZM248 88V87H247ZM247 88H245V89H247ZM252 88V87H251ZM39 89V88H38ZM63 89V90H62ZM170 89V90H169ZM177 89H175V90H177ZM212 89V90H211ZM221 89V90H220ZM224 89V88H223ZM233 89H231V93H232V91H233ZM236 89H239V86L238 87H236ZM21 90H23V88H21ZM20 90V91H21ZM44 90V89H43ZM42 90V93H44V91ZM57 90V91H58ZM162 90V91H161ZM252 90V89H251ZM254 90V89H253ZM252 90V91H253ZM261 90V89H260ZM259 90V91H260ZM262 90H263V88H262ZM10 91V90H9ZM18 91V90H17ZM36 91V90H35ZM39 91V90H38ZM38 91H36V94L35 95H37L38 94V97H39V93H41V91L39 92V93H37ZM47 92H48V88H47V90H46ZM65 91V92H64ZM226 91V90H225ZM235 91H237V90H234V94L236 93ZM257 91V90H256ZM255 91V92H256ZM258 91V92H259ZM47 92H45V96L46 97H48V93ZM59 92V91H58ZM57 92V93H58ZM175 92V91H174ZM178 92V91H177ZM227 92H229V93H225L224 92V94H226L227 96H226V99H228L229 97H228V95H230V90L229 91H227ZM240 92V91H239ZM242 92V91H241ZM258 92H256V93H258ZM262 92V91H261ZM41 93V94H42ZM48 95H47V94ZM52 93V96L55 94H53ZM61 92H59L58 94H60ZM161 93H162V95H161ZM164 93V94H163ZM182 93V94H183ZM185 93V94H186ZM194 93H193V95L191 94V97L193 98V100L195 99V95H194ZM248 93V92H247ZM32 94V93H31ZM165 94L167 95V96H165ZM178 95L179 94H181L180 93V91L177 93ZM181 94V95H182ZM238 94V93H237ZM241 94H243V93H241ZM249 95H248V97H249V99H250V97H251V91H250V93H248ZM255 94V93H254ZM259 94V93H258ZM9 95V94H8ZM12 96H14L13 94H11ZM18 95V94H17ZM22 95V94H21ZM34 95V96H35ZM56 95V94H55ZM54 95V96H55ZM184 95V94H183ZM244 95H245V93H244ZM252 95H253V93H252ZM16 96V95H15ZM42 96V95H41ZM44 96V97H45ZM50 96V95H49ZM52 96L49 98V99H51V101L53 100L52 99ZM58 96H60V95H58ZM169 96V97H168ZM223 96H225V95H223ZM223 96H221V97H223ZM231 96H233V94H231ZM231 96H230V98H231ZM238 96V95H237ZM239 96H241V95H239ZM238 96V97H239ZM243 96V95H242ZM241 96V97H242ZM246 96V98H247V95H245ZM245 96H243V97H245ZM256 96V95H255ZM262 95H260V97H261ZM263 96H264V93H263ZM22 97V96H21ZM30 97V96H29ZM45 97V98H46ZM57 97V96H56ZM178 97V96H177ZM183 97V96H182ZM182 97L179 99V103H178V99H177V103L180 105L181 104V101H183L184 99H185V96L183 97V99H182ZM188 97V96H187ZM190 97V96H189ZM188 97V98H189ZM5 99H3L2 100V98L0 99L1 100V104H0V109H1V107H2V110L4 109V106L6 107L4 110H3V112H5L6 114H3V115H1L2 117H0V155L1 156H3V157H5V154H6V156L8 157L11 153V151H16V152H19L20 154H19V156H21V153H22V155H23V151L24 150H27V151H29L28 153H30V155L31 154H35L34 156H32L31 155V158H33V159H31V160H33L34 161V159H35V161H36V163L38 162V166H37V164L34 166V165H30L31 163H33L31 160V162L29 163V165H30V167H32L31 168V170H28V171H30L29 173L27 172V174L29 175L30 174V176H28V177H30V179L32 180V183H31V180L30 181H28L29 183H27V181H25V176L24 177H21V178H24L23 180H19V179H17V178H15V177H13L12 178V176H10L9 174H11L10 172H8L9 170H11L12 171V167H14V166H12L11 167V169H9L10 167H9V165H8V170H7V167H4L3 166V168H1L2 166H1V164H0V168L1 169H3V170H1L0 169V174L2 175H0L1 177L0 178H3L4 176H7L6 177V179H2V181H1V183H0V203H2V206H3V203H4V206L7 204V203H9V204H7L5 207H0L1 209H0V214H5V210H8L7 211V213L8 212H10L11 214L12 213H14V215L13 216H11V214L9 215V217L11 216L12 218H15L14 216H17V215H19V216H17V219L15 218L14 220H12V219H9V220H11L10 222L7 220H5L6 222H4V223H6L5 225L7 226H4V223H3V226L2 227H5V228H8V230H10L11 228L10 227H8L9 225H11V227H12V225H13V228H14V226L16 227V228H18V225L21 227V225H22V227H24L23 226V224L25 223V222H28L30 219L32 220V218L33 217H35L34 215L36 214L37 215V213L39 212V208H41L42 206H44V202H41L42 200H40L41 198L43 199V198H45L44 196H45V194H43V193H40V192H34V190H37V187L38 186H40V185H42V184H46V183H53V182H51V181H55L54 180V176H51L50 174V172H54L53 171V169H54V167H55V165H57V163L59 164V163H65V164H63V166H61V168L63 167V168H65V169H67V171H69L68 170V168L69 167H67L66 168V165L68 164L67 163V161L65 162V158H64V161L60 158V157H62V156H60L59 154V151H60V147L58 148L57 147V145H56V143H54V144H52V145H50L51 143H49L48 144V141H49V139L47 138L48 136H49V138L51 137H55L56 135H54L55 134V132L56 131H54L53 132V135H52V130H51V133H50V131L49 130H47V131H49V133L48 132H45L46 134H47V136H44V137H46L47 139H48V141H45V140H47L46 138H45V144H41V143H44V142H42V141H40V143H39V141H36V142H38V143H36L35 141H33V139L34 140H36L34 137H36L37 138V140H43L44 139V137H43V135L41 136V135H39V134H42L43 132H44V130H42L41 131V129H40V125L42 124H38L37 123V121L35 120V123H34V125L37 123L38 124V126H37V130H38V127H39V132L38 131H36V133H35V130H33V129H31V127H29L32 123H29L28 122V125H27V127H29V128H25L26 129V131L23 129L24 127H23V125H24V122L22 123V121H20V122H17L16 124L18 125L17 127H15L13 124H12V126H11V123L13 122V121H16V120H18V119H16V120H14V117L15 116H17L18 118H19V109L20 108H18V110H17V107L15 106V104H14V101L12 102V103H10L9 102V104H8V100H7V97H4ZM11 98V97H10ZM9 97H8V99L11 101V99L13 100V99H15L16 100V98H11L10 99ZM24 98V97H23ZM42 98V97H41ZM58 99H59V101H61L63 98L61 97V99L59 98V97H57ZM160 98V97H159ZM167 98L166 99H164L165 100V102L164 101H161L160 103L162 104H160L159 103V105H158V108H160L161 106H163V107H165V109H166V107H168L169 105H171V107H172V105H173V103L175 102L174 100H172V102H168L169 101V99L167 100ZM187 98V99H188ZM191 98V99H192ZM233 98H234V96L231 98V100H233ZM245 98V99H246ZM255 98V97H254ZM28 98L26 97V100H27ZM29 99H31V98H29ZM35 99V98H34ZM34 99L32 98V100H33V102L35 103L36 101H34ZM224 99V98H223ZM223 99H220V100H223ZM235 99V98H234ZM240 99H242V98H240ZM245 99H243L244 101H245ZM21 100V99H20ZM36 100V99H35ZM42 100H43V98H42ZM45 100V99H44ZM48 100V99H47ZM57 100V99H56ZM56 100H54L55 101V104L57 103L56 102ZM65 100V101H66ZM156 100H157V102H156ZM176 100V99H175ZM188 100H190V99H188ZM193 100H192V102L191 101H187L188 103H194V105H195V107H196V105H197V103H196V101L195 102H193ZM198 100H200V99H198ZM212 100V101H211ZM213 100H214V103H215V100H217L216 101V104H213L212 102H213ZM225 100V99H224ZM223 100V101H224ZM230 100V99H229ZM238 100V99H237ZM236 99H235V101H237ZM250 100H252V99H250ZM29 101V100H28ZM27 101V102H28ZM31 101V100H30ZM67 101V103H69ZM70 101H71V99H70ZM73 101V100H72ZM170 101H171V99H170ZM209 101H211V103L209 102ZM226 101H228V100H226ZM226 101H224L223 103L226 105V106H228L229 104H226L225 102ZM240 101H242V100H240ZM2 102H3V105H2ZM4 102H7V104L8 105H10L11 107V109L13 110L14 108L17 110H13L14 112H15V114H14V112L11 110V112L15 115V116H13V115H11L12 113H8V111H9V109H8V107L5 105V103ZM17 102V101H16ZM19 102V101H18ZM25 103H26V101H24ZM24 102H22V103H24ZM49 102V101H48ZM48 102L47 101H44V103H47V104H44V105H47L48 106V108H49V104H48ZM145 102V103H144ZM156 102V103H155ZM250 102V101H249ZM24 103V105H22L21 103V105H19V107H24V110H23V112L25 111V109H26V107H28L26 104ZM30 103H32V102H30ZM50 103V102H49ZM52 103V102H51ZM59 103V102H58ZM57 103V104H58ZM147 103V104H146ZM164 103H165V105H164ZM167 103L169 104V105H167ZM171 103V104H170ZM185 103V102H184ZM196 103V104H195ZM200 104H199V106L202 104L201 103V100H200V102H199ZM205 103H203V104H205ZM210 103V104H209ZM219 103V102H218ZM221 103H222V101H221ZM231 103V102H230ZM232 103H233V101H232ZM240 102H238V104H239ZM244 103V102H243ZM248 103V102H247ZM12 104H14V108H12L13 107V105ZM54 103H53V105H54V110H55V107H57L56 105H55ZM144 106H146V107H144ZM146 104V105H145ZM177 104V105H178ZM213 104V105H212ZM237 104V103H236ZM235 104V105H236ZM238 104H237V107H238ZM245 104V103H244ZM2 105V106H1ZM36 105H37V103H36ZM52 105V104H51ZM59 105H62V103L60 102L59 103ZM175 105V107H177V105L176 104H174ZM179 105H178V107H179ZM182 105H184L183 103L181 104V106ZM187 106H182L181 108H179L180 109V111L179 112H181L182 111V109H184L185 110V108H188L189 109V104H186ZM191 105V104H190ZM221 105V104H220ZM219 105V106H220ZM223 105V104H222ZM234 105V104H233ZM233 105H232V107H233ZM240 105H241V103H240ZM30 106V105H29ZM41 106V104L39 105V107ZM101 106H102V109H101ZM38 107V106H37ZM53 107V106H52ZM67 107V106H66ZM142 107H144V109L142 108ZM154 107H151L150 109H152V108H154ZM171 107H169V109H171ZM177 107V108H178ZM191 107V106H190ZM195 107H193L194 108V110H195ZM206 107V108H207ZM32 108H34V107H32ZM36 108V107H35ZM44 108V107H43ZM47 108V109H48ZM57 108H61V110L63 109L62 107H57ZM56 108V109H57ZM71 108V107H70ZM141 110H140V109ZM173 108V107H172ZM210 107L208 108V109H211ZM226 108V107H225ZM231 108V107H230ZM230 108H228V110L229 111H231V112H233L234 113V111H236V110H230ZM234 108V107H233ZM243 108V107H242ZM6 109H8V111L6 112ZM38 109V108H37ZM36 109V110H37ZM42 109V108H41ZM73 109V108H72ZM155 108L154 109H152V112L154 111V112H157L158 111V113H160L159 111L162 109V107L160 108V110L159 109H157L156 110ZM188 109H187V111H188ZM197 109V108H196ZM217 109V108H216ZM216 109H214V110H216ZM219 109H220V107H219ZM227 109V108H226ZM50 109H48V110H45L44 109V111L42 110V112H40V114L39 115H41L43 112H44V114H46V112L47 111H49ZM60 109H59V112L61 111ZM64 110H66V109H64ZM156 110V111H155ZM164 110V109H163ZM163 110H161V111H163ZM175 110V109H174ZM173 110V111H174ZM177 110V109H176ZM175 110V111H176ZM183 110V112H181V117H183V120H185V122H182V118H181V124L182 125H179L180 124V122H178V120H177V114H175V113H173V112H170L171 110H168L169 112H168V114L169 115H173L172 116V121H173V123H177V125L175 124V125H173L174 126V128H176V131H178V133L176 134V132L174 131V129H173V133L175 134V135H178V138L177 137H174V135H173V139H175L174 141H177L176 140V138L178 139V141H181V140H184V141H182L183 142V144H184V142H185V145L183 146L184 148H181V149H179V147L181 146L182 147V145H180L181 143H179V142H177V143H179V147H177L176 146V148H178V150H177V152L176 153H178V155H177V157H175L173 154V156H174V159H172L173 158V156H172V160H174L171 164H174V162H176V161H178V162H176L175 163V165L173 166V168L172 169H169L170 167V165H168L167 167H168V169H167V171H165V173L167 174V172L168 173H170V174H165V179H166V181H164V178H163V180H162V178H161V181L163 182H165V185H164V190H162V195H160V197L163 199V200H165V203H163L164 204V206H162V204H161V200L158 202V203H160L159 205L162 207V208H156V209H158L157 210V213H156V210L155 209H153V210H155V212H153L154 213V215L155 216H157V217H159V219L158 218H154L155 220H156V222L154 221V224L156 225L157 224V226H158V224L161 222V221H163V222H161L160 224H165V227L168 229V227H169V229H171V227H172V225H173V222H174V216H175V214H174V206H175V201H177V199H176V196L178 195V193L179 192H181L180 190L183 188V187H186L187 185L186 184H188V182H189V178H187V177H189V175H188V173H187V167H188V165L186 164V161L188 160V156H186V154H190V153H192L193 151H195L194 153H195V155H196V151L198 152V151H201L202 150V148L204 147V141H203V138H202V136H201V132H200V127H201V124L195 119V116L193 115V117H194V119L192 118V116H190L189 115V113L187 114V111H184ZM191 110V109H190ZM225 110V109H224ZM30 111H33V110H31V108H30ZM34 111H35V109H34ZM38 111V110H37ZM50 111H51V114H50ZM49 112H47V113H49V116H48V114L47 115H45V116H47V117H49V118H51L50 117V115L52 116V114H53V111L52 110H50ZM56 111V110H55ZM63 111V110H62ZM144 111H142V114H144L143 112ZM207 111H209V110H206L205 112L207 113ZM216 111H218V110H216ZM3 112H1V113H3ZM72 112V111H71ZM145 112V117H146V115H147V118H149L148 116H150V118H152V119H154V118H157V116H158V118L157 119H159V116H161V113L160 114H154V113H151V115H152V117H151V115H149L150 114V112H151V110H150V112L147 114ZM164 112H167V111H164ZM186 112V113H185ZM192 112V111H191ZM195 112V111H194ZM204 112V115H202V118H204V116H205V113ZM210 112V111H209ZM224 112H226V110L224 111ZM230 112V113H231ZM237 112V111H236ZM235 112V113H236ZM21 113V112H20ZM25 113H26V115L27 116H25ZM25 113H23L22 115H20V117H21V120H23V121H26V120H24L25 119V117H28L29 115L32 117L34 114H35V116H36V113L34 112V114L33 115H31V114H29V113H27V111L25 112ZM178 113V112H177ZM218 113H221V115H222V111H220V112H218ZM217 113V114H218ZM228 114H229V112H227ZM234 113V114H235ZM17 114H19V115H17ZM64 114H66V115H64ZM72 114V113H71ZM211 114H213V113H211ZM216 114V116L217 117H219L220 118V115L218 114L217 115ZM11 117H13V118H11V119H13L12 121L10 120V116ZM25 117H24V116ZM72 115V116H73ZM140 115V116H139ZM163 115V114H162ZM178 115H180V114H178ZM207 115H208V113H207ZM225 115V114H224ZM34 116V117H35ZM37 116H38V114H37ZM35 117L36 119L38 118V117ZM44 116V115H43ZM42 116V117H43ZM44 116V117H45ZM64 116V117H63ZM156 116V117H155ZM168 115H166V117H167ZM215 116V117H216ZM22 117H24V119H22ZM47 117H45V118H47ZM200 117V116H199ZM262 117V116H261ZM30 118V117H29ZM33 118V117H32ZM35 118H33V119H35ZM131 118V119H132ZM165 118V116L163 117V119ZM168 118V117H167ZM166 118V119H167ZM170 118V117H169ZM232 118V117H231ZM260 118V117H259ZM140 119H142V118H139L138 120H140ZM151 119V120H152ZM171 119V118H170ZM200 119V118H199ZM205 119V118H204ZM211 119V118H210ZM227 119V118H226ZM232 119H234V118H232ZM19 120H20V118H19ZM31 120V119H30ZM30 120H28V121H30ZM137 120V121H138ZM253 120V119H252ZM256 120V119H255ZM260 121L261 120H263L264 121V119H259ZM11 121V122H10ZM73 121V123H71V122ZM134 122L136 121V120H133ZM136 121V123L138 124L139 122H141L142 123V120L141 121H138L137 122ZM155 121H156V119H155ZM159 121V123L162 121V123H164L163 122V120H158ZM157 121V122H158ZM167 121V120H166ZM165 121V122H166ZM171 120L169 121L170 123L172 122ZM229 121V120H228ZM231 121V120H230ZM234 121V120H233ZM9 122V123H8ZM31 122V121H30ZM33 122V121H32ZM42 122V121H41ZM47 122V121H46ZM130 122H131V120H130ZM146 122H147V119H146ZM151 122V121H150ZM150 122H148L149 124H150ZM152 122H154V121H152ZM169 122H166V123H169ZM213 122H216V121H213ZM256 122V121H255ZM255 122H254V125L255 126H253V123H252V125L250 124V127L252 126V127H256V124H255ZM69 123V124H68ZM112 123H117V125L116 126H114V124H113V126L112 125H110V124H112ZM133 123V122H132ZM140 123V124H141ZM172 123V124H173ZM179 123V124H178ZM184 123V124H183ZM210 123V122H209ZM257 123V122H256ZM262 125H264V123L261 121L260 122ZM259 123V124H260ZM10 124V125H9ZM15 124V123H14ZM19 124H20V126H19ZM57 124V125H58ZM68 124V125H67ZM134 124V123H133ZM139 124V125H140ZM147 124V123H146ZM152 124V123H151ZM258 124V123H257ZM260 124V125H261ZM143 125V124H142ZM153 125V124H152ZM151 125V126H152ZM170 125V124H169ZM207 126H208V122H207V124H206ZM211 125H213V124H211ZM210 125V126H211ZM248 125H249V123H248ZM261 125V126H262ZM32 126V128H33V125H31ZM141 126V125H140ZM149 126V125H148ZM155 126V125H154ZM172 126V127H173ZM176 126V127H175ZM177 126H179V127H177ZM247 126V125H246ZM259 126V125H258ZM131 127V126H130ZM144 127H145V125H144ZM144 127H142V128H144ZM156 127V126H155ZM154 127V128H155ZM163 127V126H162ZM164 127H165V125H164ZM263 127V126H262ZM34 128H35V126H34ZM61 129L60 131H59V129ZM228 128V127H227ZM248 128H249V126H248ZM259 128V127H258ZM261 128V127H260ZM29 129H31V131L33 132L32 133V135L35 133V134H37V132L39 133L38 134V136H41V139H39L38 138V136L37 135H35L34 137H32L31 136V138H29V136H30V134H31V131L29 130ZM42 129H43V127H42ZM132 129V128H131ZM130 129V130H131ZM146 129H147V125H146V127H145V130H143L142 129V132L144 131V132H146ZM211 129H212V126H211ZM210 129V130H211ZM249 129H251V128H249ZM28 130V131H27ZM67 130H69V129H67ZM67 130H65V131H67ZM127 130V129H126ZM136 130V129H135ZM148 130V129H147ZM208 130H209V128H208ZM248 129L246 128V131H247ZM256 130H257V128H256ZM259 130V129H258ZM261 130V129H260ZM263 130V129H262ZM29 131H30V133H29ZM63 131H61V132H63ZM70 131V130H69ZM138 131V130H137ZM137 131H136V133H137ZM141 131V130H140ZM152 132V130H150V128H149V132ZM212 131L213 132H215L213 129H212ZM253 129H252V132H251V134H253ZM40 132H42V133H40ZM132 132V131H131ZM142 132H140V133H142ZM150 132V134L149 135H151L152 137L156 134V133H158V132H152V133H154V135H152V133ZM163 132V131H162ZM161 132V133H162ZM209 132V131H208ZM248 132V131H247ZM246 132V133H247ZM260 132V133H259ZM64 133V132H63ZM70 133H72L71 131H70ZM129 133V132H128ZM128 133H126V134H128ZM134 133H135V131H134ZM139 133V134H140ZM210 133V132H209ZM257 133V132H256ZM258 133H259V138L261 137H263L262 135H263V133H264V130L261 132V131H258ZM258 133L256 134V135H258ZM45 134V135H46ZM48 134H50V135H52V136H50V135H48ZM59 134V133H58ZM61 134V133H60ZM125 134V135H126ZM131 134V133H130ZM145 134V135H144ZM211 134H213V133H211ZM210 134V135H211ZM242 135H243V132L241 133ZM142 135V134H141ZM141 135H139V136H141ZM149 135H148V133H147V136L149 137ZM157 135V134H156ZM217 135V134H216ZM242 135H241V137H242ZM248 135H249V133H248ZM248 135H245L246 137L248 136ZM58 136V135H57ZM61 136H62V134H61ZM143 136H145L146 137V133H143ZM150 136V137H151ZM159 136V137H158ZM158 136H156V138L154 139V141H156V142H154L153 140V142L152 143H155L154 144V146H152L153 148V150H154V153H156V154H158V152L160 151V148H161V146H162V143H163V141H164V137L163 136H161V135H158ZM208 136V135H207ZM253 136H255V135H253ZM252 136V137H253ZM126 137L128 138V135H126ZM151 137V138H152ZM155 137V136H154ZM219 137V136H218ZM229 137H232V136H229ZM233 137H235V135L233 136ZM258 137V136H257ZM33 138V139H32ZM50 138V139H51ZM63 138V137H62ZM65 138V137H64ZM63 138V139H64ZM127 138H125V140L127 139ZM141 138H142V136H141ZM140 138V139H141ZM144 138V137H143ZM243 138V137H242ZM241 138V139H242ZM248 138V137H247ZM251 137L249 136V138L248 139H250ZM256 138V137H255ZM264 138V137H263ZM30 139H32V141L31 142H34L32 145L31 144H29V143H27V142H25V141H28V140H30ZM66 139H68L69 140V138H66ZM136 139V138H135ZM181 139V140H180ZM56 140V139H55ZM55 140H53V141H55ZM59 140V139H58ZM148 140H150V138L148 139ZM197 140V143L196 142H194V141H196ZM229 140V139H228ZM227 140V141H228ZM251 140V142H255V140L254 141H252V138L250 139ZM137 141V140H136ZM138 141L140 142V143H142V141H140L139 139H138ZM138 141H137V143H138ZM146 141V140H145ZM209 140H208V137H207V142H208ZM264 141V140H263ZM56 142H59V141H56ZM66 142H69V141H66ZM71 142V141H70ZM124 142V143H123ZM187 142V143H186ZM193 142V143H192ZM222 142V141H221ZM248 142H249V140H248ZM250 142V143H251ZM24 143H26V144H24ZM146 143V142H145ZM148 143H149V141H148ZM151 143V142H150ZM176 143V144H177ZM209 143H211V142H209ZM246 143V142H245ZM27 144H29V146L27 147ZM71 144V143H70ZM187 144V145H186ZM219 143H217V145H218ZM246 144H248V143H246ZM252 144V143H251ZM26 145V146H25ZM63 145V144H62ZM222 145V144H221ZM249 145V144H248ZM59 146V145H58ZM64 146H67V145H64ZM70 146V145H69ZM149 146H151V145H149ZM166 146V145H165ZM25 147L27 148V149H25ZM137 147H138V145H137ZM143 148H146L144 145L142 146ZM175 147V146H174ZM218 147V146H217ZM262 147V146H261ZM261 147L259 148V149H261ZM66 149H67V147H65ZM64 148V149H65ZM264 148V147H263ZM70 149H72V148H70ZM136 149V148H135ZM168 149V148H167ZM143 150V149H142ZM145 150V149H144ZM147 150V149H146ZM153 150H151V151H153ZM263 150V149H262ZM21 151V152H20ZM34 151H36V153H34ZM74 151V150H73ZM121 151V152H120ZM148 152H149V150H147ZM164 151H165V149H164ZM167 151V150H166ZM264 151V150H263ZM61 152V151H60ZM143 152V151H142ZM146 152V151H145ZM148 152H146L147 154H148ZM25 153L27 154V152L26 151H24V155H25ZM74 153V152H73ZM193 153V154H194ZM36 154L38 155L37 157H35L36 156ZM72 154V153H71ZM131 154V153H130ZM143 154H144V152H143ZM149 154H150V152H149ZM192 154V155H193ZM66 155V154H65ZM73 155V154H72ZM123 155H125V154H123ZM146 154H144V156H145ZM163 155L164 156H167V155H169L168 153H167V155H166V153H163ZM185 155V156H184ZM15 156H17V155H15ZM18 156V157H19ZM28 158H29V156L28 155H26ZM60 156V157H59ZM80 156V157H81ZM148 156V155H147ZM161 156H162V152H161V155H160V159H161ZM191 156V155H190ZM6 157V158H7ZM25 157V156H24ZM40 157V159H38ZM64 157V156H63ZM68 157V156H67ZM75 157V156H74ZM77 157V156H76ZM83 157V156H82ZM125 157V156H124ZM152 157L153 156H151V157H149L150 159H152ZM171 157V156H170ZM182 157H184L186 160H183L182 161ZM9 158V157H8ZM20 158V157H19ZM38 159V161H37V159ZM147 158V157H146ZM149 158H148V160H149ZM163 158H166V157H163ZM168 158H169V156H167V160H168ZM233 158V156L232 157H229V158H227L225 161H223V163L221 164V166L219 167V170H218V172L216 173V175L214 176V174L212 175V177L214 176V180L210 183L211 184V187H209V188H212L213 190H216L215 191V193L213 194V195H211L208 199L210 200V202L208 203L209 205H210V207L212 206H214V205H216L215 203L217 202V201H220L221 199H225V198H227V197H229L228 196V191H226L224 188H225V186L223 187V184H222V182L221 181H224V180H222L224 177H225V169L226 168H228L229 166L228 165H230L231 163H232V159ZM1 159H2V157H1ZM0 159V160H1ZM21 159V158H20ZM95 159H98V160H96V161H94ZM126 159H127V156H126ZM143 159H144V157H143ZM12 160V159H11ZM23 160H24V158H23ZM117 160V161H116ZM124 160H125V158H124ZM145 160H147V159H145ZM169 160H170V158H169ZM3 162H4V160H2ZM7 161H9L8 159H7ZM6 161V162H7ZM17 161V160H16ZM26 161V160H25ZM28 161V160H27ZM34 161V162H35ZM40 161V162H39ZM60 161V162H59ZM80 161V160H79ZM116 161V162H115ZM137 161V160H136ZM152 161H153V159H152ZM13 162V161H12ZM125 162H127V161H125ZM147 162H150V163H152L150 160L149 161H146V163H145V165H144V167H143V169H142V173H143V170H146L145 168H146V166L147 165H149ZM169 162V161H168ZM167 162V163H168ZM229 162H231L230 164H229ZM9 163V162H8ZM8 163H5V164H8ZM11 163V162H10ZM9 163V164H10ZM26 163V162H25ZM24 163V164H25ZM28 163V162H27ZM73 163V162H72ZM121 163V162H120ZM130 163H132V162H130ZM4 164V165H5ZM33 164H35V163H33ZM74 164V163H73ZM117 164H119V162L117 163ZM128 164V163H127ZM159 164V163H158ZM161 164L162 163H160L159 164V167H161L162 168V166H163V164H162V166H161ZM28 165V164H27ZM26 165V166H27ZM60 165V164H59ZM72 165V164H71ZM138 165V164H137ZM167 164L165 163L164 164V166H166ZM20 166V165H19ZM74 167H72V166H70V170H71V167H72V171H73V168H74V170L76 171V169L75 168H77L76 166H75V164L73 165ZM82 166V167H81ZM123 166V165H122ZM157 166V165H156ZM15 167H17V166H15ZM14 167V168H15ZM36 169H35V168ZM126 167V166H125ZM129 167V166H128ZM128 167H126V168H128ZM172 167V166H171ZM21 168V167H20ZM27 168V167H26ZM102 168H103V170H107V174L103 171L102 172ZM105 168V169H104ZM123 168V167H122ZM158 168V167H157ZM19 169V168H18ZM23 169H24V167H23ZM28 169H29V167H28ZM33 169H35V170H33ZM125 169V168H124ZM154 169H156V167L154 168ZM165 169V168H164ZM165 169V170H166ZM14 170H16V169H14ZM27 170V169H26ZM25 170V171H26ZM36 170H38V172L40 171L41 173H45V174H47L46 176L47 177H49V178H47L46 176H44L43 174H41L40 172V174H37L38 172L36 171ZM121 170V169H120ZM123 170V169H122ZM168 170H170V171H168ZM36 171V172H35ZM154 171V170H153ZM6 172V173H5ZM35 172V173H34ZM71 172V171H70ZM123 172H124V170H123ZM140 172H141V170H140ZM155 172V171H154ZM159 173H160V169H159V171H158ZM157 172V173H158ZM32 173H34V174H36V175H34V174H32ZM56 173V172H55ZM78 173V172H77ZM121 173V172H120ZM135 173V172H134ZM142 173H140L141 175L140 176H142V177H145L144 176V174H142ZM144 173H145V171H144ZM162 173V172H161ZM7 174V175H6ZM24 174V173H23ZM49 174V175H48ZM57 174V173H56ZM56 174H55V177H56ZM74 174H73V176H74ZM110 176H109V175ZM155 174V173H154ZM164 174H161V175H164ZM13 176H14V174H12ZM26 175V174H25ZM32 175V176H31ZM58 175H59V173H58ZM57 175V176H58ZM133 175V174H132ZM139 175V174H138ZM188 175V176H187ZM11 177V179H17L16 180V182H15V180H13V182H11L12 180L10 179V177ZM35 176V177H34ZM38 176H39V178H40V176H41V178L42 179H39L38 178ZM72 176V175H71ZM72 176V177H73ZM139 176V177H140ZM187 176V177H186ZM28 177H27V179H28ZM37 177V178H36ZM118 177H121L122 178V180L120 179V178H118ZM138 177V178H139ZM71 178V177H70ZM111 178H113V181H115L116 180V178H117V180L115 181V182H113L112 181V179ZM132 178V177H131ZM146 178V177H145ZM155 178V177H154ZM187 178V179H186ZM38 179V180H37ZM64 179V178H63ZM68 179V178H67ZM72 179V178H71ZM115 179V180H114ZM129 179V178H128ZM140 179V178H139ZM158 179V178H157ZM160 179V178H159ZM159 179H158V181H159ZM1 180V179H0ZM11 180V181H10ZM29 180V179H28ZM57 180V179H56ZM60 180V179H59ZM141 180V179H140ZM140 180H138V181H140ZM145 180V179H144ZM146 180H147V178H146ZM152 180V179H151ZM185 180V182H186V180H187V183L185 184L186 186H184L183 185V182L182 181H184ZM20 181V182H19ZM35 181H36V183H35ZM129 181H130V179H129ZM134 181L136 182V183H134V185L136 184V187H139V188H137L138 190H140V188H142V186L140 187V185H139V183L137 184V182L138 181H136V179H134ZM142 181V180H141ZM156 181V180H155ZM160 181V182H161ZM18 182V184H17V186H15L16 184L15 183H17ZM23 182V183H22ZM34 182V183H33ZM38 182V183H37ZM67 182V181H66ZM65 182V183H66ZM104 182H105V184H104ZM144 182V181H143ZM146 182L147 181H145V184H146ZM164 182H163V184H164ZM55 183H57V181L55 182ZM73 183V182H72ZM71 183V184H72ZM133 183V182H132ZM157 183V182H156ZM155 183V184H156ZM214 183H216V186H218V187H216V186H214ZM26 186H25V185ZM30 184H31V186H30ZM67 184V183H66ZM104 184V185H103ZM108 184V185H107ZM112 184H115V185H112ZM152 184V183H151ZM150 184V185H151ZM155 184H152V186L154 185V187L156 188V186H155ZM157 184H162V183H157ZM163 184L162 185H157V186H159V187H161V186H163ZM210 184H209V186H210ZM32 187L31 189V191L28 193V195H26L25 193H26V189L24 188V187ZM49 185V184H48ZM47 185V186H48ZM64 185V184H63ZM137 185H139V186H137ZM225 185V184H224ZM24 186V187H23ZM56 186H57V184H56ZM71 186V185H70ZM70 186H69V188H70ZM103 186H105L104 187V189L105 190H103V189H101V187L103 188ZM121 186H122V189H121ZM152 186H150V187H152ZM214 186V187H213ZM25 189V192H24V189ZM46 187V186H45ZM55 187V186H54ZM136 187H135V189H136ZM159 187H157V191H158V189L159 190H161ZM216 187V188H215ZM223 187V188H222ZM19 190V192H18V190ZM49 188V187H48ZM51 188L53 189V184H52V186H51ZM63 188H65V187H63ZM66 188H68V187H66ZM131 188V187H130ZM148 188V187H147ZM154 188V189H155ZM187 188V187H186ZM22 189V190H21ZM39 189V188H38ZM41 189V188H40ZM44 189V188H43ZM45 189H47V188H45ZM45 189L43 190V191H45ZM52 189H51V191H52ZM72 189V188H71ZM70 189V191H73V190H71ZM121 189V190H120ZM143 189V191H144V187L142 188ZM141 189V190H142ZM151 189V188H150ZM153 189V187H152V189H151V192H152V190H154ZM208 189V188H207ZM21 190V191H20ZM48 190V189H47ZM50 190V189H49ZM54 190V189H53ZM61 190V188H58V191H60ZM63 190H65V189H63ZM67 190V189H66ZM100 190H102V191H104V192H102V193H105V192H107V194L105 195V194H103L104 196H100ZM124 190H125V188H124ZM140 190V191H141ZM55 191V190H54ZM62 191V190H61ZM68 191H69V189H68ZM67 191V192H68ZM136 192H137V190H135ZM53 192V191H52ZM56 192V191H55ZM63 193H64V191H62ZM123 192V193H122ZM139 192V191H138ZM137 192V193H138ZM156 192V191H155ZM66 193V192H65ZM69 193V192H68ZM119 193H121V194H119ZM137 193H135V194H137ZM143 193V192H142ZM52 194H54V192L52 193ZM71 194V193H70ZM73 194V193H72ZM112 194H114V196L112 195ZM118 194H119V196H118ZM146 194V193H145ZM153 194V193H152ZM160 193H158V195H159ZM180 194V193H179ZM50 195V194H49ZM54 195H56V193L54 194ZM54 195H53V197H54ZM58 195H59V193H58ZM67 195V194H66ZM115 195L116 196H118V197H116L115 198ZM139 195L140 194H138V197H137V195H136V197L138 198V201H139V199H140V197H139ZM155 195H156V193H155ZM47 197H48V195H46ZM61 196V195H60ZM69 196V195H68ZM122 196V195H121ZM121 196L119 197L120 199H121ZM124 196H125V194H124ZM133 196V195H132ZM131 196V197H132ZM141 196H144V195H141ZM165 196V197H164ZM57 197V196H56ZM71 197V196H70ZM127 196H125L124 197V199H127V200H125V202L124 203H129V202H131L133 199L135 200V198L136 197H130L131 199L129 200L128 198L129 197H127ZM145 197V196H144ZM155 197V196H154ZM55 198V197H54ZM54 198L52 199V196H50V200H52V202H54L55 200H54ZM62 198V197H61ZM65 198H66V196H65ZM69 198V197H68ZM123 198V197H122ZM137 198H136V200H137ZM142 198V197H141ZM152 198V197H151ZM151 198H149V200L151 199ZM46 199V198H45ZM56 199V198H55ZM67 199V198H66ZM65 199V200H66ZM107 199V200H106ZM123 199V200H124ZM147 198H145L144 200H146ZM158 199V198H157ZM38 202H40L41 204L43 203V205H40L39 203H37V201ZM50 200H48V202L50 201ZM54 200V201H53ZM57 200H58V197H57ZM57 200L54 202L55 203V206H56V202H57ZM119 200V199H118ZM134 200H133V202H131L130 204H132V203H134ZM141 200V199H140ZM205 200V199H204ZM225 200H227V199H225ZM44 201V200H43ZM60 201V200H59ZM67 201H68V199H67ZM120 201V200H119ZM127 201V202H126ZM137 201V202H138ZM152 201H153V203H154V200L152 199ZM152 201L150 200V203L151 204H153L152 203ZM13 202V203H12ZM51 202V201H50ZM49 202V203H50ZM61 202V201H60ZM63 202V201H62ZM61 202V203H62ZM64 202H66V201H64ZM122 202V201H121ZM136 202V203H137ZM146 202V201H145ZM147 202H148V200H147ZM206 202V201H205ZM204 202V203H205ZM208 202V201H207ZM35 203H37V204H35ZM48 203V204H49ZM59 203V202H58ZM72 203V202H71ZM110 203V204H111ZM124 204L123 205V207L124 206H126L127 207V210L128 211H130V207L132 208L133 207V209H131V210H133V211H131L132 212V214L133 213H135V215H136V213H137V209H135L134 208V204H132V205H130V204ZM142 203H143V201H142ZM149 203V202H148ZM26 204H27V206H26ZM45 204H46V202H45ZM52 204V203H51ZM73 204V203H72ZM120 204V203H119ZM118 204V205H119ZM140 204V203H139ZM144 204V203H143ZM9 205V206H8ZM67 205V204H66ZM68 205H69V203H68ZM67 205V206H68ZM117 205V206H118ZM136 205H138V204H136ZM136 205H135V207H136ZM148 205H150V204H148ZM155 205V204H154ZM206 205V204H205ZM208 205V206H209ZM38 206V207H37ZM54 206V207H55ZM58 206V205H57ZM57 206H56V208H57ZM59 206H62V205H60L59 204ZM70 206H71V204H70ZM117 206H116V208H117ZM120 207H122V203L119 205ZM128 206H129V208H128ZM139 206V205H138ZM141 206H144V205H141ZM141 206H139V207H141ZM145 206H147V204L145 205ZM69 207V206H68ZM72 207V206H71ZM80 207H82L80 210H79V208ZM119 207V208H120ZM126 207H124L123 209H125ZM150 207H152V206H150ZM156 207V206H155ZM6 208V209H5ZM59 208V207H58ZM107 208V209H108ZM137 208V207H136ZM145 208V207H144ZM153 208V207H152ZM151 208V209H152ZM55 209V208H54ZM65 209V208H64ZM97 209H95V210H97ZM140 209V208H139ZM146 209V208H145ZM150 208H149V210H151ZM38 212H37V211ZM63 210V209H62ZM72 210V209H71ZM75 210V209H74ZM74 210H73V212H74ZM83 210V209H82ZM101 210H103V209H101ZM105 210V209H104ZM111 210H108V212L110 213L111 212ZM127 210H124L125 212H124V214H126L127 215V213H128V211ZM137 210V211H136ZM143 210V209H142ZM3 211V212H2ZM5 211V212H4ZM36 211V213L34 214V212ZM64 211V210H63ZM68 211V210H67ZM76 212H74V214H76V213H79V212H77V210H75ZM83 211V212H84ZM93 211H94V213H93ZM106 211V210H105ZM141 211V210H140ZM159 211H161V212H159ZM58 212V211H57ZM73 212H71V213H73ZM82 212V211H81ZM101 212V211H100ZM130 212V213H131ZM145 212H147V209H146V211ZM144 212V213H145ZM41 213V212H40ZM106 213V212H105ZM152 213V212H151ZM151 213H149V215L151 214ZM158 213H160L159 214V216L158 215H156V214H158ZM69 214H70V209H69ZM85 214V213H84ZM82 215V213H81V216L80 217H86L85 215ZM110 214H114V213H110ZM121 214H123V213H117V215L119 216V215H121ZM147 214V213H146ZM8 215V214H7ZM23 215V217H21ZM45 215V214H44ZM80 215V214H79ZM79 215H77V216H79ZM100 215H101V213H100ZM107 215H108V213H107ZM106 215V216H107ZM115 216H116V214H114ZM128 215L130 216L131 214H129L128 213ZM127 215V217H129ZM134 215V214H133ZM138 215V214H137ZM152 215V214H151ZM151 215L148 217V218H146V216L143 218V219H147V220H149V218L151 217ZM161 215V216H160ZM46 216V215H45ZM44 216V217H45ZM67 216V215H66ZM103 216H105L104 215V213H103ZM109 216V215H108ZM122 216V215H121ZM120 216V217H121ZM153 216V215H152ZM10 217V218H11ZM47 217H48V215H47ZM76 217V216H75ZM89 217V218H88ZM111 217V216H110ZM117 217V216H116ZM125 218L126 216H122V218ZM133 216L131 215V217H129V218H132ZM139 218L141 217V216H138ZM137 217V218H138ZM1 218V217H0ZM8 218V217H7ZM108 218V217H107ZM128 218V219H129ZM138 218V219H139ZM6 219V218H5ZM29 219V220H28ZM34 219V218H33ZM134 219H136V216H134ZM151 220H152V218H150ZM157 219H158V222L159 223H157ZM161 219V220H160ZM30 220V221H31ZM43 220V219H42ZM57 220V219H56ZM81 220V219H80ZM99 220V221H98ZM131 220V219H130ZM133 220V219H132ZM137 220V219H136ZM135 220V221H136ZM140 220H142V218L141 219H139L138 221H136V222H141ZM34 221V220H33ZM112 221H114V222H112ZM135 221H134V224H135ZM144 221V220H143ZM146 221V220H145ZM32 222V221H31ZM116 222H117V224L119 223L120 224V226H117L116 225ZM147 222V221H146ZM95 223H96V225H95ZM111 223V224H110ZM115 223V224H114ZM145 223V222H144ZM152 223V222H151ZM49 224V223H48ZM54 224V223H53ZM104 224H107V225H104ZM138 224H140V223H138ZM153 224V223H152ZM46 225V224H45ZM69 225V224H68ZM99 225V224H98ZM112 225V226H111ZM116 226V227H118V230H116L115 228L116 227H114V226ZM154 225V226H155ZM162 225V226H163ZM167 225V226H166ZM32 226V225H31ZM60 226H61V224H60ZM154 226H151L152 227V229H153V227ZM161 226V225H160ZM49 227V226H48ZM47 227V228H48ZM72 227H73V224H72ZM112 227V228H111ZM113 227H114V230H113ZM130 227H131V229H130ZM145 227V226H144ZM156 227V226H155ZM164 227V226H163ZM163 227H161V228H163ZM10 228V229H9ZM64 228H66V227H64ZM70 228V227H69ZM141 229H142V227H140ZM139 228V230L141 231V229ZM147 228H148V226H147ZM161 228H159V226H158V228H155V229H160L161 230ZM20 229V228H19ZM22 229H24V228H22ZM40 229H43V228H40ZM72 229V228H71ZM119 229H121V230H119ZM155 229H154V231H155ZM12 230H14V229H12ZM47 230V229H46ZM49 230H51V228L49 229ZM62 230V229H61ZM19 231V230H18ZM24 231V230H23ZM40 231V230H39ZM39 231H38V233H39ZM48 231V230H47ZM46 231V232H47ZM73 231V230H72ZM142 231L144 232V230L142 229ZM141 231V232H142ZM153 230H152V232H154ZM159 231V230H158ZM164 231H165V229H164ZM7 232V231H6ZM15 232V231H14ZM37 232V231H36ZM35 232V233H36ZM59 232V231H58ZM63 232V231H62ZM134 234H133V233ZM147 232V231H146ZM145 232V233H146ZM148 232H149V229H148ZM147 232V233H148ZM167 232V231H166ZM165 232V237L166 238H164L165 240H166V242H167V244H164L163 245V243H164V241L161 243V242H159V243H161V245H163V247L164 246H166V245H168V238H167V236H168V232L166 233ZM170 233H171V230L169 231ZM22 233V232H21ZM41 233V232H40ZM39 233V234H40ZM59 233H61V232H59ZM66 233H69V232H66ZM1 234V233H0ZM3 234H4V232H3ZM3 234H1L2 236H3ZM20 234V233H19ZM45 234V233H44ZM141 234V233H140ZM154 234V233H153ZM156 234V233H155ZM154 234V235H155ZM14 235V234H13ZM27 235V234H26ZM37 235V234H36ZM58 235V234H57ZM72 233L70 232L69 234H68V239H69V241H73V238H72ZM137 235V234H136ZM146 235V234H145ZM149 235H150V233H149ZM149 235H146V236H149ZM153 235V236H154ZM158 235V234H157ZM156 235V236H157ZM33 236V235H32ZM49 236V235H48ZM55 236V235H54ZM61 237L63 236V234L62 235H60ZM75 236H77L76 234H75ZM141 236V235H140ZM78 237V236H77ZM138 237V236H137ZM136 237V238H137ZM145 237V236H144ZM2 238V237H1ZM11 238V237H10ZM53 238V237H52ZM67 237H65V239H66ZM148 238V237H147ZM154 238H156V237H154ZM159 238H160V236H159ZM62 239V238H61ZM64 239V240H65ZM138 239H139V237H138ZM143 239V240H142ZM151 239H152V236L150 237V239L148 238V243H150V244H148L147 243V241H146V237H145V239L144 238H140V240H138L136 243H132V244H135L136 245V248L137 247H139V248H142L141 250H142V252H143V250H144V253L146 252V254H147V252H148V257H149V260H151V257L153 258V259H155L154 258V256H151V251H152V249L154 248L155 250H158L159 251V246L160 245H158L159 243L158 242H156V240L158 239H155L154 241H153V245H152V241H151ZM160 239H162V237L160 238ZM160 239H158L157 241H160ZM58 240H59V238H58ZM58 240H56V241H58ZM78 240V239H77ZM134 240V239H133ZM204 240V239H203ZM40 241V240H39ZM78 241V242H79ZM135 241H136V239H135ZM135 241H133V242H135ZM146 241V242H145ZM10 242V241H9ZM59 242V241H58ZM57 242V243H58ZM75 242V241H74ZM140 242H142V243H140ZM143 242L146 244V245H149L148 246V250H145L146 249V245H144V246H141L142 244H143ZM165 242V243H166ZM63 243H64V241H63ZM155 243H158L157 245H158V247H157V245H155ZM10 244V243H9ZM77 244V243H76ZM140 244V245H139ZM6 245V244H5ZM16 245V244H15ZM150 245H152V246H154L153 248L152 247H150ZM169 245L171 246V244L169 243ZM174 244H172V246H173ZM7 246V245H6ZM11 246V245H10ZM34 246V245H33ZM14 247V246H13ZM57 247V246H56ZM77 247H78V245H77ZM150 247V248H149ZM157 249H156V248ZM174 247V246H173ZM16 248V247H15ZM40 248V247H39ZM58 248V247H57ZM76 248V247H75ZM93 248V249H92ZM136 248H134V249H136ZM138 248V249H139ZM152 248V249H151ZM9 249V248H8ZM14 249V248H13ZM17 249V248H16ZM53 249H54V247H53ZM65 249V248H64ZM68 249V248H67ZM78 249V248H77ZM82 249V248H81ZM138 249H136V250H134V251H132V252H135V251H137V252H135L136 253V255H137V253H138ZM161 249V248H160ZM166 249V248H165ZM35 250V249H34ZM60 250V249H59ZM90 250V251H89ZM92 250H93V253H91L92 252ZM149 250H151V251H149ZM163 250V249H162ZM162 250H160V251H162ZM173 250H174V248L173 249H170V251L173 253ZM205 251H206V249H204ZM44 251V250H43ZM49 251H51V250H49ZM57 251V250H56ZM62 251V250H61ZM73 251V250H72ZM160 251H159V253H160ZM164 251V250H163ZM166 251V250H165ZM176 251V250H175ZM46 252V251H45ZM75 252H76V250H75ZM79 252V253H78ZM207 252V251H206ZM24 253V252H23ZM71 253V252H70ZM100 253H105V255H103V254H101V255H103V256H101L100 255ZM150 253V254H149ZM162 253V252H161ZM165 253V252H164ZM164 253H162V254H164ZM175 253V252H174ZM13 254V253H12ZM16 254V253H15ZM35 254V253H34ZM71 254H73V253H71ZM127 253H125V255H126ZM133 254V253H132ZM161 254V255H162ZM167 254H169V251H168V253ZM166 254V255H167ZM203 254H204V252H203ZM22 255V254H21ZM42 255V254H41ZM46 255V254H45ZM44 255V256H45ZM63 255V254H62ZM81 255V256H80ZM134 255V254H133ZM132 255V256H133ZM135 255V256H136ZM153 255H156V253L154 254V252H153ZM159 256H160V254H158ZM175 255H178V253L177 254H175ZM205 255H207V254H205ZM204 255V256H205ZM18 256V255H17ZM24 256V255H23ZM43 256V257H44ZM47 256V255H46ZM51 256V255H50ZM89 256V257H88ZM128 256V255H127ZM127 256H125V259H126V257ZM135 256H133L134 257V260L133 261H130L131 259H129V261L133 264V263H136V262H138V260H135ZM151 256V257H150ZM203 256V257H204ZM1 257V256H0ZM22 257V256H21ZM68 257V256H67ZM69 257H70V255H69ZM68 257V258H69ZM104 257V258H103ZM133 257H131V258H133ZM168 257H170L169 255H167V259H170V258H168ZM1 258H3V257H1ZM0 258V259H1ZM53 258V257H52ZM58 258H60V256L58 257ZM63 258V257H62ZM84 258V259H83ZM124 258V257H123ZM162 258H165L166 259V257L163 255V256H161V258L159 259V257H158V259H157V261H161L162 260ZM202 258V257H201ZM205 258H206V256H205ZM47 259V258H46ZM70 259V258H69ZM74 259V260H75ZM128 259V258H127ZM153 259L151 260L152 261V263L153 264H155V263H157V261L155 262V260L153 261ZM165 259H163V260H165ZM174 259H177V260H175V261H178V258H176V256H175V258L173 257V262H174ZM202 259H204V258H202ZM50 260V259H49ZM73 260V259H72ZM124 260V259H123ZM141 260H143V258L141 259ZM145 260H147V262L145 263V262H143V261H139V262H142V264H148V258L146 259L145 258ZM144 260V261H145ZM162 260V262H164L165 264H166V262L167 261H163ZM210 260V259H209ZM208 260V261H209ZM4 260H1V262H3ZM45 261V260H44ZM67 261V260H66ZM78 261H80V262H78ZM109 261V262H108ZM134 261H136V262H134ZM159 261V262H160ZM212 261V260H211ZM49 262V261H48ZM47 262V263H48ZM62 262V261H61ZM64 262V261H63ZM129 262V263H130ZM159 262L157 263V264H159ZM160 263V264H163V263ZM172 262V263H173ZM201 262H203V261H201ZM205 262V261H204ZM125 263V261L123 262V264ZM130 263V264H131ZM150 263V262H149ZM152 263H150V264H152ZM209 264H210V261L208 262ZM51 264V263H50ZM125 264H127V263H125ZM136 264H140V263H136ZM174 264V263H173ZM200 264H202V263H200Z\"/></svg>",
	"mask_w": 264,
	"mask_h": 264
}]
</instances>
